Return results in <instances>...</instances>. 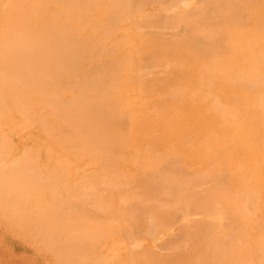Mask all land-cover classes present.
<instances>
[{
	"label": "bare ground",
	"instance_id": "1",
	"mask_svg": "<svg viewBox=\"0 0 264 264\" xmlns=\"http://www.w3.org/2000/svg\"><path fill=\"white\" fill-rule=\"evenodd\" d=\"M21 1H20L21 2L20 4H23L24 0H21ZM29 1L30 0H26L25 2L28 3ZM52 1H53V3H52ZM52 1L51 0H39L37 3L34 2L35 5L33 3V5H34L33 8H32L33 5L32 6L30 5V4H32V1H31V3H29L31 8L28 7V10H30V11L33 10L32 12L34 14H32V12L24 11V8L26 6H22L23 9H21V6L18 4L20 6V9H19L18 5H17L18 7H16L15 6L16 4L14 5V3H17L18 1L15 0V2H13V5L16 8H18L17 10H22V12L23 11L26 12V13L21 14L19 11H17L16 13L19 12V14H17V15L12 14V12L16 10V9L14 10V7L9 6V4L12 2H10L9 4H5V3H3L4 0L2 1V4H5L4 5L5 7L8 5L9 8L12 9V12L10 10L12 17L13 16L18 17V15L20 16V14L24 15L26 17L25 14L29 13V15L27 14V17L28 18L32 17L31 23L34 22L35 24L32 23V25H34V26H32L30 22L26 21V23L30 24V26L32 28L33 27L43 28L45 30V32L47 31L46 34L48 36L51 35L50 38L47 37L46 34L42 35V32H43L42 29H40V30L38 29L39 32L42 30L41 33H38V35L34 34L35 32H37L36 29H35L36 31H33V33H29L32 31L31 30L32 28L30 29L29 26H27L28 27L27 28V30H28L27 34H29V35L33 34V35L29 36V35H25V33H24L25 37L26 36H28V37L22 39L23 35H20V34L22 32V29H25L26 25L22 29L20 27L17 28V30L19 28L21 29V32H20L19 31L20 29L18 31L15 29L16 25H17L16 23L20 22L19 20H18L19 21L18 22L17 19L14 18V19H16L15 20V28H14V24H12V26H10L11 25V24H9L10 22H7L8 24L6 25V28L9 25V32L10 33L12 31V32H14L15 35L22 36L20 38L18 36H15L13 34L8 33L7 34L8 36L5 37V39H4V37H2L4 40V42H2L4 44V45H2V47L5 46L7 48V44H5V42H8V41L6 38H8V37L10 38V36L13 35L11 37L12 41L10 42L11 47H9V49L12 48V51H13L12 52L13 56L11 58H14L17 53H18V55H19V53H22L24 51V47H25L24 44H25V42H27L26 44H28L29 47H28V49H27V47H25V51H27V52L33 51L29 55L28 59L30 60V57H33V58H31V59H33V62H32L33 65L35 63L34 62L35 60L37 62H39V64H42V68H41L42 70L41 71L36 69V71H39L40 73L36 72L37 73L36 74L35 71L30 70V68H29L28 70H30V71L27 74L31 78H29L27 75H24L23 78L20 77L21 79H24L26 77V79L28 80V81L26 80L27 82L25 80L22 81L24 87H25L24 83L26 82V84H27L29 82L26 85L27 89L29 88V85L31 86V82L34 83L36 81V83H37V80H38L37 77H40V79L44 78L46 81L48 79L54 77L55 79L57 78L56 80L58 82V80H60V78H62L64 80L63 77L65 75V72H67L68 70L74 69V71H76L78 69V65H79L78 60H77L78 59V51H79L78 48L82 49V46L85 47L84 46L85 44H86V46H88V42H90L91 44H95L96 47L98 45L103 47L101 49H104V50H102L101 52H102V54H104V56H105V53L107 55V53L111 54V52H113L111 54V55H113L111 57L113 60V57L115 56L114 52L116 51L115 47L119 48L120 45L117 46V44H116V46H113L111 43V47H110L109 43L111 41L110 40L111 34H113L114 32H116L118 30V28L116 27L117 30L115 31V26H117L118 23L121 24L120 22L122 20H123V22L126 21L125 18L121 15H125V17H128V19H131V17L133 18L134 14L135 15L139 14L141 16L140 19L137 18L139 21L137 19H135L133 22H132V20H130V22H132L131 23L132 25L130 24L132 26V29H130V34L128 33L126 35V45L124 46L125 52H124V54L122 52L123 55L121 53H119L122 56L120 55L119 58L117 57L118 59H115L116 57H114V59L116 61L115 62L116 64H114V66L116 65V67L114 69H112L113 71L115 70L114 72H116V74H118V77H121V74L123 72L122 79H124L126 82L131 83L133 85V90L136 93L135 97L130 96L131 99H128L129 102H127L125 100L124 93L121 94V92H122L121 89H123V87L121 88V85L119 84V83H121V81L119 82V80H117V78H116L117 76L115 77L116 79L114 78L117 81H115V80L112 81V78L110 80V79H106L107 77L104 78L101 76V77H98V79H97V77L94 79V78H92L94 75L92 77L90 75L91 78L90 77L85 78V86L83 87L82 91L80 89L77 90V92L79 90L81 91L80 101L77 103V99H74V100L72 99L74 102L76 100V103H77L76 105H70V106L67 105V106H69V108H68L67 106H64L65 103L62 102L64 105L60 104L61 101L56 100V98H55V100H56V102L58 101L57 103L54 102L55 101L54 98H53V101L52 100H50V101L54 102L55 105H57L59 103L58 106L63 105L65 107L64 110H67V109H69V111L70 110H75V111L78 110V112L83 111V110H86L85 112H87L88 110H90V114H88V116H90V118L92 119V122H93V120L95 121V124H90L92 122H90V123L87 122L88 124H90L88 126L89 130H88L87 126H85V125H82V127L85 126L87 128V130L91 133L90 134V138H92L91 142H99L98 141L99 137H101L100 139L102 142H104L103 140H106L107 142H110L108 140L112 141L113 137L108 138V133L110 134L109 136L113 135V134H111L112 132H111V130H109V128H112V129H114V131H116L115 128H117V127L119 128L120 121H121V120L118 121L119 118L123 119V117H124L123 115L124 114L127 115L126 117H128L130 120V122H129L130 126H127V128H129V130L127 131V134L119 137V135L117 134L118 131H116L115 133L118 135L119 139H117V140L114 139V141H112L111 145H113V143H115V146H118V147L119 146L121 147L123 145H125V147L127 146V148L132 147V148H134L133 150L138 152L137 154H140V155H143L142 151H145L144 155L140 158H138V156L135 154L137 156L136 157L133 153V155L136 157V159H138L136 161L133 160L134 156L132 155V152H130L132 155V158H130V159L133 160L132 161L133 166L135 164H137V162H139L141 164L142 163L141 160H144V162L146 161V168L144 170L149 169L148 171L151 172L150 174L148 173V176L146 174L144 175V173L142 174V172H145V171L140 172L141 176L139 175V173H136V174L134 173V176L135 175L137 176V174H138V176H140V177L137 176L138 179H136L134 182H133V179H135V178H133V175L132 176H131V174L128 175L124 171H123V174L122 173L120 174V173H118L119 171L117 169H115V171H114L113 170L114 168L111 171V172L114 171L113 172L114 174L112 173V176H110L111 175L110 172H109L110 173L109 176L106 173L107 171L105 172L106 173L105 175L107 178H109V177L113 178L114 177L113 175L116 174V170L118 171L117 172L118 174H116V177H114L113 179L109 178V181L103 180L105 175H103L102 173L101 174L103 176L101 174H98V173L95 174L96 176L98 174L99 178L98 177L93 178L94 176L91 175L92 181L93 182L96 181L97 184H96V182H94L95 185H92L94 188L92 190L90 189L92 187L89 183H88L89 184L88 186L86 185L87 188L84 187V189L85 188L88 189V187L90 186L89 190L91 193H85L84 190H82V191L80 190L83 185L85 186V184H87V183H85L86 181L84 180L85 182H84V184L82 182L83 185L81 184L82 186L79 189L80 191L76 190L74 192V194L76 192H78L77 196L76 195L72 196V198L74 200H75L74 196L77 197L76 201L74 202V205L76 203H80L79 204L80 208L82 207L81 209L77 208V211L75 210L76 209L75 208L74 210L76 212H73V213L77 214V212L79 211L78 212L79 214L77 216L81 215V217L82 216L85 217V218L82 217L81 221H79V218H81L80 216L77 218L76 214L70 215L71 211H74V210H72L73 209L72 206L67 207V209H66V207L63 206L66 210H68L70 208V210H69L70 213H67L66 210L62 211V209H64L61 207L62 204L60 205V207H58L55 205L54 202L50 201L55 206L53 207L51 205L50 206L51 208L48 207L49 209L47 208V211L44 214L47 215L48 210H50L48 216H50V215L53 216L51 218V220H53V218L58 215L54 219H55V221H57L56 219L60 218L59 221H61L62 220L61 218H64L65 216H67V214H69L70 217L72 215L74 217V215H75V217L77 218L75 220L78 222L75 221V223L73 222L74 220L73 221L71 220V218H70V220H67L68 217L66 218L65 221L62 220L64 222V224H62V222H60V225H62V226H64L66 224L65 223L66 221H68L67 224H69L70 221H71V223L73 222L75 224V226L73 225V223H72V225L69 224L70 226L65 225L64 229L62 228V226H60L61 228L59 227V229L60 230L63 229V231L66 234L68 232H70L69 229L73 230V228H75L74 230H76V232H77V229L86 223L85 225L82 226V228H84L83 233H80L82 231V229L79 228L80 232L78 230V234H76V233L74 234L75 231H73V232L71 231L72 232V233L70 232L71 235L68 233L70 236H67V237H70V239L66 238V236H64V238L62 240H65V241H63V244H65V248H67L66 246L69 245L67 243H70V245H71V243H72V245L77 243L75 245L76 247H74V250L75 251L79 250L77 253H82V252L84 253L87 250V248L90 247V244L93 243V241H91L93 238L97 239V241L94 240V242L95 241L98 242V240L101 241V239L104 238L101 236V234L103 236H105L104 233L107 232V234H106V236H107V235H109V233L111 234L114 231L113 234H117V233L122 234L123 232H124V234L127 233V234H125V236H127V238L124 237V240L126 242H124V241L123 242L126 245H129L131 243V245L126 247L127 248V254H125L126 257L119 259V258H117L118 255L116 256V258L113 257L114 255L112 256L114 259L120 260V261L119 260L116 261L117 263L114 262V264H169V262H170V264H254V263L264 264V96L261 97V95L264 94V93L262 94V92H264L263 91L264 76L261 75L264 73V71H262V73H260L261 71H260L259 67L261 65L259 66L258 58H256V55L253 54V52H252V50L253 51H255V50H254L253 46L250 45L251 43L246 41V43H250L249 46L246 43H243V41H245V38H246V40L249 39L251 41H252V39H254L255 36H252V35H254L256 33H254L255 31L252 33L250 31L258 29L259 26L257 24L260 23V21H259L260 19L257 21H256V19L259 18V14L261 13V11L264 12V9L259 10L258 7H256L257 10L260 11V13L256 14L258 16H254L255 13H257L259 11H255L256 9L254 7H250V9L251 8L255 9L254 10L255 12H253L254 15L252 17L253 18L255 17L256 19H254V20L256 21V23L257 22L258 23L254 24L255 21L252 20L253 18L252 19L249 18L253 13L250 14L249 16H242V18H241V15H239L241 13V11L244 12L243 10H241L243 8L240 5H238L239 2L242 5V3H244L243 1H247V0H243V1L239 0V2H236L238 0H200V1L196 0L195 1L196 3H194V4L192 3L193 4L192 6L189 5V3H187L188 0L187 1L186 0H172V1L169 0L170 1L169 3H171V4L173 3V4L168 5L167 6L168 8L163 7L165 5V3H164V5L161 4V6H158V7H160V11L161 10L164 11L166 9H169V7H170V10H176L177 7L179 8V6H181L182 8L181 9L179 8L180 10L178 11L177 15L174 14L175 17L171 13L168 14L169 16L166 17L165 15H167V13H165V14L163 13L162 15L165 16V17L163 16L164 18L160 16L163 11L157 12V10H156V13H150L149 12V14H147L148 13L147 12L146 14H144L142 12L144 9L143 6H147V5L149 6V3L146 5L143 4V1H146V0H141V1L137 0L139 2H137L136 0H135L136 2L134 0H114L116 3H114L112 1L114 4H111V6L109 7V9H110L109 11L105 9L108 12L106 13V17L104 15L105 18L109 17V20H108V18H107V20H108V23L110 24L111 27L109 28V26L108 27L104 26V28H106V29L103 30V33L101 36H100L101 33H99L97 36H95L93 34L95 32H98V30H99L98 27L95 28V25L98 26L97 25L98 23L100 25V22H96L97 20H100V19H97L95 21V17H93V15H92L94 21L97 24L95 22H93V20L90 23H93L95 25H93V24L91 25V24H89V22L87 23L89 27L93 26L91 28V31L88 28V26H86L85 22L83 23L82 21H80V20H82L81 17H79V18L76 17V19H78L79 22L76 23V25L73 26L71 28V30L69 29V27H67L68 25H66L65 30L62 29L61 32L58 31V33H56L57 36L60 37V41H57L56 38L52 39V34L53 35L55 34L54 30L52 32L50 31V30H52L51 28L53 27L52 26L53 21H51L53 19V17L51 19V16L54 15L55 20L58 21V19H60L59 17L63 16V13H61L63 8H68V9L72 8L75 10V11H73L74 13L75 12L78 13L80 11L77 7L78 3H79V6H80V3L82 6L85 2H87L89 4H86V6L87 5L91 6L90 3H92L94 0H92V1L91 0L90 1L85 0L83 4H82L83 0H77L78 3H77V5H74L75 8H73L74 6H72L73 0H71V1L67 0V2L61 0L62 2H65V3H62L60 0H55L56 3L54 2V0H52ZM75 1L76 0H74V2ZM149 1H151V0H149ZM152 1H154V0H152ZM152 1H151V3H152ZM155 1H157V0H155ZM253 1L256 2L255 0H252L251 2H253ZM104 2L101 1L102 4ZM141 2H142V5H141ZM261 2L264 3V1H261ZM95 3L97 4V1ZM154 3L158 4L159 2L158 1L153 2V4ZM247 3L249 4L250 1L248 0L245 3L248 6ZM52 4H54V5L52 6ZM139 4L142 6V8H139V7H141V6H138ZM180 4H182L183 6ZM106 5H108V4H106ZM254 5L259 6V7L262 5L264 6V4H261V5L250 4L249 6H254ZM81 6H80V8H81ZM94 6H95V4H94ZM239 6H240V8H239ZM249 6L247 8V11H246V9H244L246 12H248ZM5 7H4V9L7 10V7L6 8ZM76 7L79 11H77ZM99 7H100V4H99ZM99 7H97V8H99ZM262 7H260V9ZM237 8H239V9H237ZM244 8H246V6ZM26 9L27 8H25V10ZM86 9H88V8H86ZM86 9L83 11L88 12V14H89L90 12L86 11ZM93 10L94 9H92L91 11H93ZM239 10H241V11H239ZM5 11L3 10V13H5ZM46 11L49 14H46L47 13ZM50 11L53 13V15H51L52 13ZM6 12L8 14L10 13L8 10ZM67 12H68V10H67ZM251 12H252V9H251ZM82 14H83V12H82ZM103 14H104V12H103ZM235 14H236V16H235ZM11 15H9L10 18H11ZM30 15H31V17H30ZM43 15H44V17H45V15L48 17L41 18V17H43ZM49 15H51V16H49ZM171 15L173 18L171 17ZM237 15L240 16L239 18H241V19H243V17L244 18L248 17L253 22V25H256V29L253 28L252 25H250L252 30L249 29L250 26L247 28L244 25L245 20H244V22L242 20H238L240 22V24H238L239 23L237 21L238 18L236 20L234 19L235 17H237ZM82 16H84V15H82ZM120 16L123 17L124 19L121 18ZM262 16H263V14H262ZM88 17H89V15H88ZM18 18H20V20L24 21V22H25V20L28 19V18H25V20H24V17L23 18L18 17ZM64 18L66 19V16H64ZM64 18H63V20H64ZM117 18L122 19V20H120V22H119V21H117V20H119ZM141 18H143L142 21H141ZM67 19L69 20V18H67ZM158 19H160V21H156ZM246 20H248V19H246ZM250 20H249V24H252V22ZM262 20L264 21V18ZM83 21H85V20H83ZM102 21H103V19H102ZM70 22H72V21H70ZM158 22H159V24H158ZM241 22H243L244 27L243 28L241 27V30H240L239 25L240 26L242 25ZM62 23H63V21H62ZM124 23H126V22H124ZM152 23H156L158 26H160L158 28L162 27L165 29H167V28L169 29V28L177 27V29L178 28H183V29H180L182 32L180 30L178 31L174 28H173L174 30L170 29L171 32L175 31V30L178 31L176 33L175 37L173 36V38L167 37L169 35H167V36L164 35V34H166V33H164L165 30H164V32L161 31V32L154 34V35H152V34L147 35V33L144 32L146 29V26L147 27L148 26L154 27V25H156V24L152 25ZM24 24L25 23H23V25ZM68 24H69V22H68ZM236 24H238V25H236ZM245 24H247V23H245ZM72 25H74V24L72 23L71 26ZM102 25H104V24H102ZM130 25L127 26V30H128V27L131 28ZM46 26H51L50 30H49V27H46ZM125 26H126V24H125ZM247 26H248V24H247ZM57 27L59 28V26H57ZM2 28H3L2 29V31H3L4 27H2ZM99 28H100V26H99ZM244 28L247 31H249V33H247L246 30L244 32V30H242ZM10 29H11V31H10ZM54 29H56V28H54ZM72 29H74V30H72ZM102 29H103V27H102ZM150 29L152 30V28H150ZM263 30H264V28H263ZM157 31H158V29H157ZM241 31L244 32L245 34L241 33ZM3 32L0 34L2 35ZM23 32H24V30H23ZM49 32L51 34H49ZM171 32L169 31L168 33H171ZM256 32H258V31H256ZM173 33H171V34L174 35L175 33L174 34ZM246 33H247V35L250 33L252 35L250 34L251 36L248 35L249 37H245V36H247ZM258 33L256 34V37H257ZM241 34H243V35H241ZM258 36L259 37L257 39L260 38V34ZM250 37H253V38L250 39ZM256 37H255L254 41L255 42L257 41V43L259 45L255 44V46L257 45V47L258 46L260 47V43L263 42L262 43L263 47L262 48L260 47L259 49L256 47V49H257V51L258 50L260 51L262 49L260 52L264 56V53L262 52V51H264V49H263L264 48V39H263L264 37L261 36L263 39V41H261L262 39L260 38L261 42H258L259 40H256ZM242 38H244V40H242ZM129 39L131 40V42L134 40L133 47L130 44H129L130 47L128 46L127 41ZM254 41H252V45L254 44ZM85 42H87V43H85ZM116 43H117V40H116ZM114 45H115V43H114ZM245 45H246V48H244ZM89 46H88V48H89ZM122 46H123V44H122ZM250 46L252 47L250 50V53L251 52L252 53L249 55V54H246L245 53L246 51H244V50L245 49L247 50V48H249ZM90 47L92 48L93 46H90ZM86 49H87V47L84 50H86ZM93 49H91V50H93ZM2 51H3V48H2ZM81 51L84 52L83 50H81ZM81 51H79V52L82 54ZM87 51L88 50H86L85 53ZM96 51H97V49L95 50V52ZM99 51L100 50H98V52ZM257 51H255V52H257ZM259 51L257 54H260ZM91 52L93 53V51H91ZM247 52L249 53V50ZM24 53H26V52H23L21 55L25 56V58H26V55ZM2 54H4V52ZM6 54H8V53H6ZM21 55H20V58L22 57ZM116 55L118 56V51H117ZM27 56H28V54H27ZM257 56H259V55H257ZM79 57H80V55H79ZM109 57H110V55H109ZM2 58H4V57H2ZM11 58H10V60L8 58V60L11 61ZM92 58L93 57H91L90 59H92ZM245 58H246V60H245ZM22 60H25V59L22 58ZM262 60L264 61V59H262ZM79 61H81V60L79 59ZM82 61H83V59H82ZM263 61H262V63H263ZM27 62L30 64V61H27ZM85 62L83 61L82 63H85ZM107 62H105V63H107ZM260 62H261V60H260ZM14 63H16V61ZM72 64L75 65V67ZM101 64H103V63H101ZM146 64L148 67H150L149 65H151V69H152V65H153V68L156 66V68H157L156 71H158V69L161 66L162 67L167 66V67H165L167 70L165 71V69L163 68L165 73L163 71L162 72L158 71L161 75H162V73L164 74L162 76L158 75V73H154L156 75H154V74L152 76L149 75L150 76L149 77L148 74L152 73L153 71L150 72V70H148L149 68L146 66ZM7 65H10V64H7ZM14 65H16V64H14ZM89 65H91V64H89ZM36 66H40V65L35 64V67ZM82 66H81V69L83 68ZM92 66H93V64H92ZM111 66H112V62H111ZM157 66H159V68ZM25 67L28 68L26 65H25ZM35 67H34V69H35ZM76 67H77V69H76ZM0 68H2V67H0ZM26 68H24V69L27 70ZM8 69H13V68L9 67ZM104 69H106V68H104ZM163 69L160 68L159 70H163ZM13 70H15V69H13ZM82 70H81V72H82ZM146 70H148V72H150V73L146 72ZM18 71L20 72L21 70H18ZM8 72L9 71L5 72L4 74H6ZM101 72H103V70H101ZM16 73L18 74V72H16ZM70 73H72V72H70ZM76 73H78V72H76ZM97 73H98V71H97ZM126 73H129V74L125 75ZM146 73H147V75H146ZM111 74L113 76V73H111ZM12 75H13L12 77H9L8 79H6L4 81L1 79V89L3 90V91L2 90L1 91L4 93L6 92L9 94H12L17 90V92L21 91V93H23L22 88L24 89V87L23 86L21 87V85H19V84H22V83L18 82V81H20L19 80L20 78H18L19 75H16L15 73H13ZM14 75H16L17 78ZM109 75H110V73H109ZM104 76H107V75L105 74ZM13 77L15 79H17V81L16 80L11 81L10 78L14 79ZM82 77L83 76L81 75V78ZM84 77H86V76L84 75ZM84 77H83V80H84ZM0 78H2V77H0ZM7 80H10V81H7ZM39 81L41 83V80H39ZM48 81H50V80H48ZM52 81H53V79H52ZM52 81H50V82L52 83ZM60 81H62V80H60ZM103 82H105V84ZM38 83H37V86L39 85ZM72 83H73V81H72ZM44 84H46V82ZM41 85H43V84H40V86H38L40 89H41ZM73 85L74 84H72V86ZM75 85L77 87V83ZM70 86L68 85V88ZM122 86H124L123 92H127L129 94V90L128 89L126 90V86L123 84H122ZM42 88L44 89V87H42ZM35 89H36V87H35ZM73 89H74V87H73ZM38 91H39V89H38ZM36 93H37V91L33 92V95ZM12 95H14V94H12ZM49 95H51V94L49 93ZM0 96H2V95H0ZM3 96L5 97L4 94H3ZM35 96H37V95H35ZM78 96H79V94H78ZM46 98H45V100L47 101ZM63 99L65 100V98H63ZM50 101H47V102H50ZM25 102H23V104ZM28 102H29V99H28ZM42 102H43V100H42ZM40 103H41V101H40ZM47 104H45V105H47ZM24 105L26 107L28 106V105H26V103ZM25 106L23 109L24 111L26 109ZM63 106H62V111L60 110V112H62V114L60 113L62 116H60L57 112L58 116H60V117H63V115H65V114H63L64 113ZM2 107H0V108L2 109ZM6 107H8V106H6ZM11 107H13V106H11ZM75 107H77V108L75 109ZM47 108H49V107L47 106ZM54 108H55V106H54ZM56 108H57V106H56ZM58 109H61V108L59 107ZM30 110H32V109L30 108ZM42 110H44V109H42ZM53 110H56V109H53ZM9 111H10V109H8L6 112L9 113ZM29 111H27V112H29ZM34 111L35 110H33V112ZM50 111H49V114L52 112V111L51 112ZM56 111H58V110H56ZM30 112L28 114H31ZM44 112H45V110H44ZM44 112H43V114H44ZM46 112H47V109H46ZM70 112H72V111H70ZM70 112H68V113L70 114ZM35 113L37 114V112H35ZM65 113H66V111H65ZM36 114H34V117ZM71 114H70V116H72ZM45 116H46V114H45ZM77 116L79 117L78 114H77ZM77 116H76V118H73L74 117L73 116L72 119L73 120L77 119ZM121 116H123V117H121ZM66 117H67V115L64 116L63 119ZM80 118H83V120H84V117H80ZM39 119H41V118H39ZM45 119H46V117H45ZM45 119H42V120H45ZM59 119L60 118L57 117V121ZM61 120H62V118H61ZM86 120L87 119H85V121ZM23 121H24L23 123H25L26 120H23ZM57 121L55 123H57ZM64 121L65 120H63V122ZM66 121H68V119ZM77 121H80V120H77ZM51 122L49 121L46 123H49V125H50ZM82 122H84V121H82ZM26 123H27V121H26ZM55 123H53V124H55ZM62 123H60V127L62 126ZM70 123H71V121L69 122V124L67 126L71 125ZM122 123H123V121H122ZM129 123L127 125H129ZM28 124L30 125V122ZM64 124L66 125V123H64ZM74 124H76V123H74ZM88 124H86V125H88ZM23 125H26V124H23ZM49 125H47V126H49ZM52 125H50L49 128ZM56 125L58 126L59 124H56ZM65 125L63 127H65ZM43 126L45 127V125H43ZM53 126L51 127V130L48 129V127H46V128H47V130H49L51 132L53 130V132H54V133H52L53 138H55L54 136H56L57 133H58V136H60V134H62V131L64 128L61 127L62 131H59L60 129L56 127L58 130L56 128L55 129L57 131H59V132H56V130H54ZM78 126H79V124H78ZM78 126L76 125L75 128H73V126L72 127L69 126L71 129H68L67 127H65V128H67V130L64 129V131H66V133L63 132L64 133L63 137L65 135V139L66 138L69 139V136L66 137V135H67V131L68 132L70 131V133H69L71 136L70 139L72 138V136L76 135L75 138H77V137L79 138V136H80V137H82V139L86 138L88 141L89 140V134H88V137H86L87 135L86 136L84 135L85 137H83L82 133L79 134L76 131V128H78ZM25 129H26V127H25ZM72 129L76 131L75 132L76 134L74 133V131ZM82 129L83 128H81V130L79 132L83 131ZM77 130H79V129H77ZM107 130H109L108 133L106 132ZM72 131L74 133L73 135H71ZM55 132H56V134H55ZM46 133L49 134L50 136L52 135L48 132H46ZM84 134H86V132ZM119 134H121V132ZM63 137H61V140L64 141ZM56 139H58V137ZM56 139H54V140H56ZM86 139L82 140V141L80 139L81 145H78L77 142H74L73 145L75 143H76L75 145H78V146H76L77 147L76 149H79L80 147L83 148L82 146L85 145L84 146V149H85L86 144H87L85 142ZM73 140H75V139L73 138ZM101 141L98 143L99 145H100ZM62 142L60 143V145L63 144ZM82 142H85V144L83 145ZM88 142L90 144V141H88ZM5 143H6V141H5ZM104 143H101V145H103ZM98 144H96V145H98ZM111 145L109 148L112 147ZM87 146L88 147L86 149L94 146V148L92 147L93 149L89 148L90 152H91V150L95 151V147H96V149H98V147L95 146V143L92 145L90 144V146L89 145H87ZM107 146L104 145L103 150L105 149V147L107 148ZM100 147H102V146H100ZM120 147H119V149H120ZM109 148H108V150H109ZM113 148H114V146L111 149H113ZM121 148H123V147H121ZM135 148L138 149V151ZM111 149H110V151H107L105 149L107 151V154H108V152L114 151ZM98 150L101 151L102 149L100 148ZM116 150H117V147H116ZM116 150L114 151L115 154L119 152V151L117 152ZM123 150H125V149H123ZM80 151H82V150H80ZM84 152L86 153V152H88V150L84 151ZM101 152H103V156L101 155V157L104 158L105 152L104 151H101ZM89 153H88V155H91ZM29 154H32V152ZM41 154H43V153H41ZM92 154H94L93 151H92ZM1 155L2 154H0V156ZM110 155L112 156V154H110ZM123 155H120V157ZM25 156L27 157V155H25ZM51 156H50V158H52ZM105 156H106L105 158L108 159L109 156L108 155H105ZM113 156H115V155H113ZM28 157L26 159H28ZM90 157H93V159H94L95 156L92 155ZM110 157H109V159H110ZM4 158H5V160H7L6 157H4ZM103 158L101 159V163H103V161H102ZM13 159H17V158L14 156ZM38 159H39V157H38ZM109 159L108 160L104 159V161L106 160V162L107 161L110 162ZM91 160L92 159L90 158V161ZM31 161H32V159H31ZM57 161H56V164L58 166L59 162H57ZM63 161L65 162V159H63ZM83 161H84V159H83ZM93 161L94 160H92V162ZM14 162H15V160H14ZM22 162L24 164L23 160L20 163H22ZM49 162H47V163H49ZM34 163H36V161L35 162L33 161L32 164H34ZM98 163H99V161H98ZM2 164L0 166V178L2 176H6L5 179H3V178L2 179L7 180V181L9 179L8 183L6 184L7 186H8V184L9 185L11 184L12 185L11 187L14 186L13 189L16 188L15 189V191H16L18 189L17 188L18 186H19V188L22 187V183L26 184L27 176L25 177L26 179L22 176H20V178L17 179V177H19V173H22L24 176L23 170L22 171L19 170L20 167H19V169L16 170L17 165L10 163L11 166H13V167L11 168V166H10L11 169H9V171H5L6 169L4 170L2 167L6 166V162L4 163L5 165L3 164V166H2ZM10 164H7V165H10ZM18 164H19V162H18ZM60 164H62V163H60ZM92 164H97V163L94 162ZM143 164L144 163H142L141 166ZM36 165H37V163H36ZM27 166H28V164H27ZM33 166H35V165H33ZM33 166L31 168H33ZM141 166L135 165L134 167L139 169V168H141ZM7 167H9V166H7ZM22 167H23V165L21 166V168ZM69 167H70V165L68 166V169H69ZM109 167H111V166H109ZM4 168H6V167H4ZM31 168L29 167V169H31ZM142 168H144V167H142ZM63 169L65 170L66 168H63ZM68 169H66V170H68ZM54 170L56 171V169H54ZM54 170L52 169V172L50 170L49 171L50 174L53 173ZM71 170H72V168H71ZM140 170H142V169H139V171ZM147 170H146V173H147ZM151 170H153V171H151ZM26 171H27V168H26ZM187 171H189L188 173L190 175L187 173ZM27 172L31 173L30 170ZM40 172H39V174H40ZM186 173H187V175H186ZM41 174L43 175V173H41ZM41 174L39 176H41ZM85 174L86 173H84L83 175L86 178L90 177V173H89V176H86L87 174L86 175ZM125 174H127L128 176ZM35 175H36V173H35ZM61 175H62L61 176L62 179H66V176H67L66 172H62ZM47 176H45V177H47ZM50 176H48V177H50ZM54 176L56 177V175H54ZM129 176H131L133 179H131V177H129ZM31 177H29V178L34 179L35 176L33 178H31ZM38 177H37V180H41V178L39 177L40 179H38ZM48 177H47V179H48ZM51 177L55 178L53 176H51ZM51 177L49 180L52 179ZM74 177H76V176H74ZM126 177H129L130 180L127 178L128 181H126V179H125ZM57 178H59V177H57ZM86 178H84V179H86ZM96 178H97V180H96ZM120 178H122V179L124 178V180H121L124 182L119 183ZM56 179H53V180H56ZM80 179H82V178H80ZM104 179H106V178H104ZM71 180H73V179H71ZM71 180L69 179V181H71ZM32 181L33 182L30 185L34 184L33 188L35 185H36V188L40 186V185H38L39 181L37 184L35 183L36 182L35 180H32ZM129 181H131V182H129ZM51 182L52 181H50V183ZM93 182H92V184H93ZM126 182H129V184L133 183V185L127 186ZM28 183L29 182H27V184ZM50 183H47V184L52 185ZM57 183H58V181H57ZM60 183H62V182L60 181L59 185H60ZM73 183L74 182H72V184ZM20 184H21V186H20ZM76 184H78V183L76 182L75 185ZM73 185H72V188H73ZM69 186H71V185H69ZM94 186H96V187H94ZM121 186H123V187L125 186L124 189H123V187L121 188ZM22 188H23V192L18 191L20 193H17L20 196L19 198H17V200H19L20 198H23V196L21 197V195H20L21 193L25 194L24 192L27 193L30 189V188L28 189V187H26L25 185ZM33 188H32L33 191L36 190V188L35 189H33ZM41 188H40V190H41ZM61 188H60V190H61ZM96 188H98V189H96ZM26 189L28 191H26ZM136 189H138V190L136 191ZM18 190H22V189H18ZM32 190L30 189L31 192H32ZM66 190H67V188L65 189V191ZM89 190H86V191H89ZM129 190H131V191H129ZM6 191H7V189H6ZM8 191H9V189H8ZM15 191H13V192H15ZM37 191H39V188L36 190L35 194L37 193ZM125 191H126V193H125ZM4 192H5V190H4ZM40 192H42V191H40ZM42 193H43V195H46V193L49 194V192H46L45 194H44V192H42ZM50 193H54V192L50 191ZM103 193L104 194L106 193V194L104 195ZM7 194H9V192H7ZM57 194H55V195L57 196ZM95 194H96V196H95ZM124 194L127 196V199L126 198L125 199L128 201L123 199V197H125V196H123ZM2 195H3V192H2ZM2 195H1V197H2ZM26 195L28 197H30L28 195V193ZM26 195H25V197H26ZM43 195L40 196V194H39L38 195L39 197L37 196L39 198V200H40V198L43 200V198H42ZM62 195H60V197ZM67 195H69V193H67ZM94 196L99 201L95 202L96 198ZM4 197L6 198V196H3V198ZM16 197H17V195H16ZM67 197H68V199L70 198L69 196H67ZM92 197L94 198V200L92 199ZM45 198H44V200H46ZM48 198H49V196H48ZM52 198L56 199V201L59 199V198H54V197H52ZM52 198H51V200H52ZM61 198H63V197H61ZM104 198H105V200H104ZM167 198H170V200L168 201ZM11 199H13V198L11 197ZM27 199L29 200V198H27ZM27 199H26V201H28ZM31 199H32V197H31ZM31 199H30V201H31ZM66 199H64V201ZM39 200H37V201H39ZM69 200H72V199H69ZM78 200H79V202H78ZM14 201H15V199H14ZM40 201H39V203H40ZM102 201L104 204L102 203ZM125 201L128 203L127 206L125 205L126 204ZM43 202L40 204L42 205ZM47 202H48V200H47ZM24 203L27 204V202H25L23 200L22 204L25 206ZM32 203H34V202H32ZM39 203L37 204V202H36L35 207L37 205H39ZM123 203H125V204H123ZM13 204H15V203H13ZM17 204L19 206V202ZM20 204H21V202H20ZM27 205H26V207H27ZM41 205H39V206L42 207V210H43V206H41ZM79 205H78V207H79ZM11 206H12V204H11ZM17 207H15V209ZM22 207L23 206H21L20 210H23L24 214L26 212H28L27 214L29 215L30 211L29 210L26 211L27 209L25 210ZM52 207L53 208L56 207V209H54L55 213L54 212L51 213V211L53 210ZM38 208H37V211L40 210L42 212L41 208H39V209ZM4 210H5V208H4ZM82 210H84L85 213ZM16 211H17V209H16ZM60 211H62L65 214L67 213V214L64 215ZM181 211L182 212L185 211V213H184L185 215H181V217L186 216V213H187L188 216L191 218L190 219L187 216L189 219L187 218L188 220H186V221H188V222H185V223H188V224L183 223L185 220L183 222L180 220L183 225L181 223H175V225L179 224V226L178 225L176 226L178 228L177 230L184 232L183 233L184 237H182L183 234H180L181 232L179 233L180 235L179 234L177 235L178 241L180 240L179 238L182 237V240H180V241L182 243H184V246H185V244L186 245L188 244L189 246L187 245V248L186 247L183 248L184 246L178 248L176 245L178 243L177 239L175 242L176 244L173 243L175 246L172 243H170L171 241L174 242L173 240H175V238H177V237H174L173 239L169 240L170 242L168 241L174 247L175 251L172 249L173 248L172 246L171 247L169 246L168 242H166L167 244L165 243V245H166L165 248L170 247L169 251L174 252L171 255L167 254L166 252H165L166 254H164V255H163V253H159V251H161V250H159V251L157 250V252L159 254L156 251H155L156 252L155 253L154 249L156 247L154 249L151 248L152 251H149L150 250L149 247H148L149 249L145 248V247L143 249L142 248L143 246L141 243H140L141 245L139 248H133V247L129 248L130 246H132V243H133V246H136V245L139 246V244L137 242L133 241V238L139 239L140 237L135 238V236H138L137 234H139L140 232L142 234V232L145 231V233L143 232L144 234H146L145 236H147V232H149L148 236L151 237L150 240L154 239V237H157V235H158L157 231L160 230L161 225L165 223L164 227H166L167 225H168V227H170L169 221H171L173 216H175L174 215L175 213L177 214ZM191 211H193L194 214H195V212H198V213H196V216L201 215L200 217H198V220L193 218V214L188 213ZM4 212H6V211H4ZM34 212H35V209H34ZM39 212L36 214H39ZM57 212H59V213H57ZM19 213H22V212L19 211ZM44 214L42 212V216L40 217V218H42V220L46 216ZM93 214L99 215V216L95 215L98 218H96V217L94 218V219H97V221L94 222V224H93L96 226L99 223L98 226L99 225L100 226L99 227L96 226L99 229L98 228L95 229V226L92 225V223L94 221L93 219L89 220V217L90 216L92 217ZM102 214H103V216L105 215V219H107L106 217H108V215H110L109 219L107 220L108 223H106L104 221L105 225L103 224L104 223L103 220H105L104 217L100 218V217H102ZM197 214H200V215H197ZM28 215H26V216L28 217ZM177 215H176V218L177 217L178 218L175 219V217H174V220H175L174 222H177V220L180 219V217H179L180 215L179 216H177ZM202 215H203V219H202ZM30 216L33 217L31 215V213L29 215V218H30ZM61 216H63V217H61ZM34 217L33 218L36 219V216H34ZM194 217H195V215H194ZM46 218H47V216H46ZM86 218H88V220ZM227 218L229 219L228 220L229 223H227ZM49 219H50V217H49ZM84 220H87L88 222H91V223H88L87 221H84ZM100 220H102L103 223L100 224ZM165 220H167L168 223H166L167 221L164 222ZM190 220H191V222L192 221L193 222L190 223L189 222ZM194 220H195V222H194ZM36 221H38V220H36ZM55 221H54V223H56ZM59 221H57L58 226H59ZM180 221H178V222H180ZM31 222H32V220H31ZM49 222H50V220H49ZM79 222L80 223L84 222V223L80 224ZM87 223H88V225H87ZM225 223H227V224H225ZM33 224H35V223H33ZM56 224H54V225H56ZM102 224H103L105 229L104 228L100 229ZM77 225H80V226H77ZM51 226H52V229H54V231L58 230L57 226H55L57 229L55 227L53 228L52 223H51ZM92 226L94 228H92ZM173 226H174V224H173ZM46 227H47V225H46ZM88 227L90 230L89 229L87 230ZM176 227H174L173 229L176 230ZM65 229H67L68 232L65 231ZM97 229L100 231H98ZM102 229H104L103 231H105V230L106 231L103 232ZM132 229L135 232H133ZM174 230L171 232L174 233ZM49 231H51L50 227H49V230L47 232H49ZM161 231H163V230H161ZM161 231H159V232H161ZM176 231L174 234L178 233ZM51 232H53V231H51ZM97 232L100 233L99 236H98L99 233L96 234ZM136 232H139V233L136 234ZM55 233H56V231H55ZM61 233H62V231H61ZM129 233H130V235H131V233L132 234L134 233L133 235H131L132 239L130 238L131 236L129 235ZM169 233H170V230H169ZM49 234L52 235L53 233L49 232ZM72 234L75 235L73 238L76 240H74V239H72L73 241L71 240V237L73 236ZM124 234H122V236ZM170 234H169V236L166 235V236H168L167 239H169V237H171ZM94 235H95V237H94ZM152 235H155V236L152 237ZM54 236H57V234L53 235L52 238L50 237V239H52L53 241L50 240L49 237L46 240H49L50 243H52V242H54V238L56 240V237H54ZM141 236H143V235H141ZM174 236H176V235H174ZM98 237H99V239H98ZM57 238H59V237H57ZM128 238H129V241H130V239L132 241V242L130 241L129 244H128ZM162 238H163V236H162ZM46 240H45V242H47ZM62 240L58 239V241L56 240V242H59V244H60V243H62V242H60ZM135 241H137V240H135ZM151 241H154V240H151ZM180 241H179V246H181ZM48 242H47V244H48ZM73 242H75V243H73ZM186 242H188V243H186ZM50 243L48 244L49 246H50ZM119 243L121 246H123L122 247V249H123L125 246L122 244V240L119 241ZM87 244L89 247L86 246ZM94 244H92V245H94ZM162 244L164 245V243H162ZM72 245H71V247H72ZM157 245L158 244H156L155 246H157ZM51 246H52V244H51ZM77 246L81 249L77 248ZM71 247L68 249L70 250ZM84 247H87V248H85L86 250L85 251L83 250L80 252V250H82ZM158 247L159 246H157V248ZM60 248H61V246H60ZM63 248H64V246L61 248L63 250L62 253L60 252L61 256H63L62 254L65 251ZM75 248H77V250ZM140 248H142V250H140ZM160 248L161 247H159V249ZM177 248L180 250H177ZM61 249H59L57 247L56 250L61 251ZM89 249H91V248H89ZM147 249H148V251H147ZM71 251H73V249H71ZM71 251H69L70 252L69 253L66 250V253L64 252L65 253L64 255L66 257L74 255L73 253L71 254ZM163 251H166V250L163 249ZM67 252L69 255H66ZM77 253H76V255L71 257L72 259L69 257L67 259L68 260L69 259H71V260L76 259L75 262L77 264L78 260H80V257H77ZM121 253H123V250ZM65 256H63V257H65ZM78 256H80V254ZM90 256H86V257H90ZM100 256H102V255H100ZM100 256H98V258ZM63 257L61 258L62 260H63ZM81 257H83V255ZM170 257H172V258H170ZM98 258H97V260H98ZM64 261H66V259L63 260V262ZM68 263L70 264V262H68Z\"/></svg>",
	"mask_w": 264,
	"mask_h": 264
},
{
	"label": "rangeland",
	"instance_id": "2",
	"mask_svg": "<svg viewBox=\"0 0 264 264\" xmlns=\"http://www.w3.org/2000/svg\"><path fill=\"white\" fill-rule=\"evenodd\" d=\"M1 2H0V33H2L4 30V32H3V36L0 34V67H2V68H0V77H2V78H0V95H2V96H0V107H2V109L0 108V154H2L1 156H0V166H1V164L4 162H6V166H4V167H6V168H4V167H2L5 171H9V169H11L13 166H11V164L10 163H13V164H15V165H17V168H16V170L17 169H19V167H20V169L19 170H23V173H24V176H23V174L22 173H19V177H17V179L18 178H20V176H22V177H26L27 176V182H29L28 184H27V182H26V184L25 183H22V187H24V185L26 186V187H28V189L30 188L31 190H32V188H33V185H30L33 181L32 180H37V177L41 174V173H43V175L41 174V176H39L40 178H41V180H37L35 183L37 184L38 183V181H39V183H38V185H40L39 187H37L36 188V185L34 186V188L33 189H35L36 188V190L39 188V191H37V195L35 194V192H36V190H32V192L30 191V189H29V191L26 189V191H28L27 193H28V195L30 196V197H28L26 194V192H24L25 194H20L21 195V197L23 196V198H20L19 200H17V198H19L20 196L17 194V193H20V192H23V188L22 187H20L19 188V186L17 187L18 189H22V190H16L15 191V189L16 188H14L13 189V187H11L12 185L10 184H8V186L6 185L7 183H8V181H9V179H8V181L7 180H3V179H5V177L6 176H2L1 178H0V264H67L68 262H70V264H76V262H75V260L76 259H74V260H71L72 258V256H74V255H76V253L79 251H75L74 250V247H76L75 245L77 244H74V245H72V243H71V245H72V247H71V245H70V243H67V244H69L68 246H66L67 248H65V244H63V241H65V240H62L63 238H64V236H66V238H69L70 239V237H67V236H70L71 234H70V232L72 231H75L74 232V234L76 233V234H78V230H79V232H80V229H82V231L80 232V233H83V229L84 228H82V226L83 225H85V224H83L81 227H79L78 229H77V232H76V230H74L75 228H73V230H70L69 229V231L70 232H68L67 231V229H65V231H67L68 233V235L63 231V229H64V227H65V225L67 226V225H69V224H71L72 225V223L74 222L75 223V219H77L79 216L81 217V215H79V216H77L79 213V211L77 212V214L76 213H73V212H76L77 211V208H79V209H81L80 208V203H76L75 205H74V202L76 201V196H77V194H78V192H76L75 194H74V192L77 190V191H82V190H84L85 191V193H91L90 192V190H89V188H90V186L88 187V189H86L87 187H86V185L88 186L89 184L91 185V187L92 188H90L91 190L92 189H94L93 188V186L92 185H95L94 184V182H96V181H92V176H94L93 178H95V177H98L99 178V176H98V174H103V175H105L106 173H107V175L109 176L110 175V173H111V175L110 176H112V173L115 171V169H117L116 170V174H118V173H122L123 174V171L124 172H126L128 175L129 174H131V176L133 175V178H135V179H133L131 176H129V177H131V179H133V182L136 180V179H138V177H140L141 176V174H140V172H142V171H145V172H142V174L144 173V175L146 174L147 176H148V173L150 174L151 172H149L147 169V173H146V170H144L145 168H146V161L144 162V160H141V162L142 163H144L142 166H141V164L139 163V162H137V164H135V165H140L141 166V168H139V169H142V170H140L139 171V169L138 168H136V167H134L133 166V164H132V161L134 160V161H136V160H138V159H136V157L138 156V158H140V157H142L143 155H144V152L145 151H142L143 152V155H140V154H137L138 152H136L135 150H133L134 148H132V147H128L127 148V146L125 147V145H123V146H121V147H123V148H121L120 146V149H119V147L118 146H115V143H113V145H111L112 144V141H114V139L115 140H117V139H119L118 138V135H119V137H121V136H124V135H126L127 134V131L129 130V128H127V126H130V120H129V118L128 117H126L127 115H123V116H121V117H123V119L121 118H119V120L118 121H120V125H119V128L117 127V128H115V130L116 131H118L119 133L121 132V134H119L118 132H117V134L115 133L116 131H114V129H112V128H109V130H111V134H113L112 136H109L110 134L108 133V131L109 130H107L106 132L108 133V138H110V137H113V139H112V141L111 140H108V141H110V142H107L106 140H103L104 142H102L101 141V137H99V139H98V141L100 142L101 141V143H104L103 145H101V143H100V145L98 144L99 142H91V140H92V138H90V132L88 131L89 130V128H88V126L90 125V124H95V121L93 120V122H92V119L90 118V116H88V114H90V110H88L87 112H85L86 110H83V111H80V112H78V110H70V111H72V112H70L69 111V109H67V110H64L65 109V107L64 106H67V105H76L79 101H80V98H81V91H82V89H83V87L85 86V78H87V77H90V75H91V77L92 78H96L97 77V79H98V77H107L106 79H110L111 80V78H112V81H114L116 78H117V80H119V82L121 81V83H119L120 85H121V88L123 87V89H121V94L122 93H124V97H125V100L127 101V102H129V100L128 99H131L130 98V96H134L135 97V95H136V93L134 92V90H133V85L131 84V83H128V82H126L124 79H122V75H123V72H122V74H121V77H118V74H116V72H114L112 69H114L115 67H116V65L114 66V64H116L115 62V59H118L119 58V56L122 54V52H123V54H124V46L126 45V35L129 33L130 34V29H132V22L135 20V19H137V18H139L140 19V15L138 16V15H135L134 14V16H133V18L131 17V19H128V17H125V15H121V16H123L124 18H125V20L126 21H124V22H126V23H124L123 22V20L122 19H119V18H117V19H119V20H117V21H119L120 22V20H122L120 23L121 24H119L118 22V24H117V26H115V31L117 30V28H118V30L116 31V32H114L113 34H111V38H110V43H109V45H110V47H111V43H112V45L113 46H116V44H117V46H119V48H116L115 47V56L114 57H116L115 59H114V57H113V60H112V56L113 55H111L113 52H111V54L109 53H107V55H106V53H105V56H104V54H102V50H104V49H101V48H103V47H101V46H97L96 47V45L95 44H91L90 42H88V46L90 45V46H93L92 48L89 46V48H88V46H86V44L85 43H87V42H85L83 45L85 46V47H83L82 46V49H80V48H78L79 49V51H81V50H83L84 52H82V54L78 51V69H77V67H76V69L78 70H76V71H74V69L72 70H68L67 72H65V75H64V80L62 79V78H60V80H62V81H60V80H58V82H57V78L55 79L54 77L53 78H50V79H48V80H50V81H52V79H53V81H52V83L50 82V81H46L44 78H42V79H40V77H37L38 78V80H37V83L39 84L38 86H40V84H43V85H41V89L37 86V83H36V81L33 83V82H31V86L29 85V88L31 89H27V84L29 83H27L26 84V82L28 81L27 79H26V77L24 78V79H21V78H23L24 77V75H27L29 78H31L27 73H29V71L30 70H33V71H35V73L37 72H39V71H41L42 69V64H39V62H37L35 59V63H34V65H33V59H31V58H33V57H30V60L28 59L29 58V55L31 54V52H33V51H30V52H27V51H25V47H27V49H28V47H29V45L28 44H26L27 42H25V44H24V51L23 52H26V53H24L25 55H26V58H25V56H23V55H21L22 53H19V55H18V53L15 55V57L14 58H11L12 56H13V51H12V48H10L9 49V47H11L10 46V42L12 41V36L13 35H15L14 34V32H12L11 31V29L13 28H11L10 29V31H11V33L9 32V25L7 26V28H6V25L8 24L7 22H10L9 24H11L10 26H12V24H14V28H15V20L17 19V21L19 22V23H16L17 25H16V30H17V28L18 27H20L21 29L22 28H24L25 27V25H26V27H25V29H22V32H23V30H24V32L22 33L21 32V29L19 30L20 32H21V34L20 35H23V37L22 36H20V35H15V36H18V37H22V39L23 38H26V37H28V36H26L25 37V35H29V34H27V32H28V30H27V26H29V28L31 29L32 27L30 26V24H27L26 23V21L27 22H30L31 23V21H32V17H31V15L32 14H34L32 11H30V10H28V7H30V5L32 6L33 5V3L35 2V3H37L39 0H30L28 3H26L25 1L26 0H24L23 2L25 3H23V4H20L21 2L19 1V0H16V1H18L17 3H14V5L16 6V7H18L19 5L21 6V9H23L22 8V6H26L25 8H27L26 10H25V8H24V11H29V12H32V14L30 15V17L31 18H28L27 17V14L29 15V13H27V14H25L26 15V17L24 16V15H21L22 13H26V12H22V10H17L18 8H16L14 5H13V2H15V0H4V2L3 3H5V4H9L10 2H12V3H10L9 4V6H12V7H14V10L15 11H13L12 12V9H10L9 8V6L7 7V10L10 12V10H11V12H12V14H19V12L21 13L20 14V16L18 15V17H21V18H23L24 17V20H25V18H28L27 20H25V22L24 21H21L20 20V18H18V17H12V15H11V12L8 14L6 11V9H4V5L5 4H2V1L3 0H0ZM6 1V2H5ZM8 1V2H7ZM31 1H32V4H30L29 5V3H31ZM52 1V0H51ZM61 1V0H60ZM62 1H66L67 2V0H62ZM61 1V2H62ZM68 1H71V0H68ZM84 1L85 0H83L82 1V4L84 3ZM87 1V0H86ZM88 1H90V0H88ZM92 1V0H91ZM97 1V4L95 3ZM101 1L102 2H104L103 4L101 3ZM94 0L92 3H90V5L91 6H89V5H87L86 6V4H89V3H87V2H85L82 6H81V3H80V6H81V8H80V6H79V3H78V1L76 0L75 2H74V0L72 1V3H73V5L72 6H74V5H77V3H78V5H77V7H78V9L80 10H78L77 9V7H76V9H77V11H79L78 13L77 12H73V11H75L74 9H68V8H63L62 9V11H61V13H63V16L62 17H59L60 19H58V21H56L55 20V16L53 15V13L51 14V15H53V16H51V15H49V16H51V19H52V17H53V19L51 20V21H53L52 23V28H51V26H46V27H49V30H50V28L52 29V30H50L51 32L54 30V35L52 34V39L53 38H56V40L57 41H60V37L59 36H57V34L56 33H58V31L59 32H61L62 31V29L63 30H65L66 29V25H68L67 27H69V29L71 30V28L73 27V26H75L76 25V23H78L79 21H78V19H76V17H81V19L82 20H80V21H82L83 23L85 22V24H86V26H88V22H89V24H93V23H90L92 20H93V22H95L97 19H100V20H97L96 22H100V25H99V23L97 24L96 22V24L98 25V26H96L95 24H93V25H95V28H97L98 27V29L100 30H98V32H95V33H93L95 36H97L99 33H101L100 34V36L102 35V33H103V30L104 29H106V28H104V26H106V27H108L109 26V28L111 27L110 26V24L108 23V20H109V17H107L108 18V20H107V18H105L106 17V13L110 10L109 9V7L111 6V4H114V3H116L114 0ZM114 3H113V2ZM135 1V0H134ZM137 1V0H136ZM135 1V2H136ZM141 1V0H140ZM152 1V0H151ZM151 1H149V0H146V1H143V4L144 5H146V4H148L149 3V6L147 5V6H143L144 7V9H143V13L144 14H146L147 12V14H149V12L150 13H156V10H157V12L158 11H160V7H158V6H161V4H163L164 5V3H165V5L163 6V7H165V8H168L167 6L168 5H170L171 3H169L170 1L169 0H157L159 3L157 4V3H154L153 4V2H157V1H152V3H151ZM162 1V2H161ZM164 1V2H163ZM172 1V0H171ZM187 1V0H186ZM196 0H188L187 1V3H189V5H193L194 3H196L195 2ZM198 1V0H197ZM200 1V0H199ZM243 1V0H242ZM248 1V0H247ZM247 1H243L244 3H242V5H241V3L239 2V0L238 1H236V2H239V4L238 5H240L243 9H241V10H243L244 12H242L241 10H239V11H241V13L239 14V15H241V18H242V16H249L250 14H252L253 12H255V11H259V10H263L264 8V6L262 7V6H260V7H262L261 9H260V7L259 6H249L250 4H259V5H261V4H264L263 2H261V1H264V0H255L256 2H251L252 0H249L250 1V3L248 4V6H249V10H248V12H246L247 11V8H248V6L245 4ZM54 2H55V0H54ZM99 2V3H98ZM118 2V1H117ZM137 2H139V1H137ZM145 2V3H144ZM35 3H34V5H35ZM52 3H53V1H52ZM56 3V2H55ZM58 3V2H57ZM62 3H65V2H62ZM110 3V4H109ZM167 3V4H166ZM193 3V4H192ZM261 3V4H260ZM2 4V5H1ZM19 4V5H18ZM60 4V3H59ZM94 4H95V6H94ZM99 4H100V7H99ZM106 4H108V5H106ZM137 4V3H136ZM173 4V3H172ZM171 4V5H172ZM244 4V5H243ZM18 5V6H17ZM34 5L32 6V8L34 7ZM54 4H52V6H53ZM141 5H142V2H141ZM140 4L138 5V6H141ZM180 5H182V4H180ZM196 5V4H195ZM20 6H19V9H20ZM84 6V7H83ZM108 6V7H107ZM183 6V5H182ZM240 6H239V8H240ZM246 6V8H244ZM3 7V8H2ZM5 7V8H6ZM88 8V9H86V8ZM95 7V8H94ZM97 7H99V8H97ZM114 7V6H113ZM250 7H254V8H251L252 9V12H251V9H250ZM256 7H258V9L259 10H257V8ZM9 8V9H8ZM31 8V7H30ZM73 8H75V6L73 7ZM86 9V11H89L90 13L88 14V12H85V11H83V10H85ZM91 8V9H90ZM97 8V9H96ZM139 8H142V6L141 7H139ZM179 8L181 9L182 7L181 6H179ZM178 7H177V11L176 10H170V7H169V9H166V10H161L160 12H162L161 13V17H163L164 15H162L163 13L165 14V13H167V15H165L166 17L167 16H169L168 14H175V15H177V13H178V11L180 10ZM239 8H237V9H239ZM5 11V13H3V10ZM82 9V10H81ZM92 9H94L93 11H91ZM108 10V11H106V10ZM112 9V8H111ZM163 9V8H162ZM244 9H246V11L244 10ZM2 10V11H1ZM67 10H68V12H67ZM71 10V11H70ZM96 10V11H95ZM101 10V11H100ZM105 10V11H104ZM142 10V9H141ZM168 10V11H167ZM255 10V11H254ZM17 11H19L18 13H16ZM146 11V12H145ZM170 11V12H169ZM47 12V11H46ZM70 12V13H69ZM82 12H83V14H82ZM103 12H104V14H103ZM246 12V13H245ZM251 12V13H250ZM69 13V14H68ZM258 13H260V11L259 12H257V13H255V15H254V13L249 17L250 19H252L253 17V15L254 16H258V15H256V14H258ZM46 14H49L48 12L46 13ZM86 14V15H85ZM95 14V15H94ZM137 14V13H136ZM262 14H263V16H262ZM9 15H11V18H10V16ZM79 15V16H78ZM82 15H84V16H82ZM88 15H89V17H88ZM92 15H93V17H95V21H94V19H93V17H92ZM103 15V16H102ZM104 15H105V17H104ZM175 15H174V17H175ZM23 16V17H22ZM64 16H66V19L64 18ZM164 16V17H165ZM235 16H236V14H235ZM45 17H48V16H46L45 15ZM44 17V15H43V17H41V18H45ZM74 17V18H73ZM83 17V18H82ZM104 17V18H103ZM123 17H121V18H123ZM163 17V18H164ZM171 17H172V15H171ZM240 16H238L237 15V17H235L234 19L236 20L237 18V21L238 20H242L243 22H244V20H245V23H247L248 24V26H247V24H245L244 23V25L248 28L250 25H252V27L253 28H255L256 29V25H253V22L248 18V17H243V19H241V18H239ZM14 18H16V19H14ZM50 18V17H49ZM63 18H64V20H63ZM67 18H69V20L67 19ZM92 18V19H91ZM123 18V19H124ZM173 18V17H172ZM264 18V12L263 11H261V13L259 14V18L258 19H256L255 17L252 19V20H254V19H256V21L257 20H259L260 21V25L259 24H257L256 23V21L254 22V24H257L258 26V29L257 30H253V31H250L251 33L252 32H254V33H258V35L260 34V38L262 39V37L261 36H263L264 37V30H263V28H264V21L262 20ZM4 19V20H3ZM14 19V20H13ZM31 19V20H30ZM102 19H103V21H102ZM107 21H106V20ZM246 19H248V20H246ZM8 20V21H7ZM61 20V21H60ZM66 20V21H65ZM68 20V21H67ZM83 20H85V21H83ZM90 20V21H89ZM105 20V21H104ZM111 20V19H110ZM130 20H132V22H130ZM138 20V19H137ZM143 20V18H141V21ZM249 20L252 22V24H249ZM16 21V22H17ZM56 21V22H55ZM62 21H63V23H62ZM70 21H72V22H70ZM128 21V22H127ZM139 21V20H138ZM156 21H160V19H158V20H156ZM236 21V22H237ZM22 22V23H21ZM68 22H69V24H68ZM104 22V23H103ZM106 22V23H105ZM130 22V23H129ZM239 22V21H238ZM243 22H241L242 23V25H243ZM250 22V23H251ZM262 22V23H261ZM23 23H25L24 25H23ZM32 23H34V22H32ZM32 23H31V25H32ZM56 23V24H55ZM65 23V24H64ZM74 24V25H72L71 26V24ZM22 24V25H21ZM35 24V23H34ZM61 24V25H60ZM102 24H104V25H102ZM106 24V25H105ZM125 24H126V26H125ZM131 24V25H130ZM154 24H156V23H152V25H154ZM158 24H159V22H158ZM238 24H240V22L238 23ZM238 24H236V25H238ZM56 25V26H55ZM70 25V26H69ZM123 25V26H122ZM128 25H130L131 26V28H129L128 27V30H127V26ZM240 26L239 25V27H240V30H241V27L243 28L244 27V25L243 26ZM22 26V27H21ZM32 26H34V25H32ZM57 26H59V28L57 27ZM99 26H100V28L102 29V27H103V29L101 30L100 28H99ZM119 26V27H118ZM263 26V27H262ZM2 27H4V30L2 31ZM93 26H91V27H89L88 26V28L90 29V31H91V28H92ZM117 27V28H116ZM126 27V28H125ZM149 27V28H148ZM146 26V29H145V31L144 32H146L147 33V35L148 34H152V35H154V34H157V33H159V32H164V30H165V32L164 33H166V34H164V35H169V36H167V37H170V38H173V36L175 37V35H176V33L180 30V29H183V28H178L177 29V27H173L174 29H176V30H178V31H172L171 32V30H174L173 28H167V29H165V28H158V27H160V26H158L157 24L156 25H154V27H151V26ZM54 28H56V29H54ZM150 28H152V30L150 29ZM37 30V32H35L34 34L35 35H38V33H41V31L43 30V32H42V35L43 34H46V32H45V30L43 29V28H40V27H37V28H35V27H33L31 30V32H29V33H33V31H36ZM38 29L40 30V29H42L40 32L38 31ZM157 29H158V31H157ZM171 29V30H170ZM185 29V28H184ZM250 30H252V28H251V26H250V28H249ZM17 30V31H18ZM72 30H74V29H72ZM126 30V31H125ZM156 30V31H155ZM242 30H244V32H245V28L244 29H242ZM56 31V32H55ZM171 32V33H173L174 35H172L171 33H168V32ZM181 31V30H180ZM247 31V30H246ZM256 31H258V32H256ZM45 32V33H44ZM156 32V33H155ZM182 32V31H181ZM244 32H242L241 31V33H243V34H245ZM13 34V35H9L10 36V38L8 37V38H6L7 39V41L8 42H5V44H7V48L5 47V46H3L2 47V45H4L2 42H4V40H3V38L2 37H4V39H5V37H7L8 35L7 34ZM24 33H25V35H24ZM247 33H249V31H247ZM247 33H246V35H247ZM250 33V34H251ZM253 33V34H254ZM5 34V35H4ZM49 34H51L50 32H49ZM243 34H241V35H243ZM250 34H248V35H250ZM256 34H254V35H252V36H255L256 37ZM30 35H33V34H30ZM29 35V36H30ZM47 35V34H46ZM57 37H56V36ZM245 36V37H249V36ZM250 35V36H251ZM257 35V37H256V40H259L258 42H261V41H263V39L260 41V38L259 39H257L259 36ZM50 36L51 35H47V37H49L50 38ZM55 36V37H54ZM172 36V37H171ZM99 37V36H98ZM123 37V38H122ZM244 37V36H243ZM244 37V38H245ZM255 37H254V39H255ZM58 38V39H57ZM115 38V39H114ZM244 38H242V40H244ZM253 37H250V39H252ZM2 39V40H1ZM9 39V40H8ZM115 41H114V40ZM119 39V40H118ZM125 39V40H124ZM254 39H252V41H254ZM116 40H117V43H116ZM124 41V42H123ZM129 41V42H128ZM127 41V43H128V46L130 47V45L133 47V42H134V40L131 42V40L129 39ZM246 41L247 42H250V43H246ZM252 41L251 40H246V38H245V41H243V43H246L248 46H249V44L251 45V46H253V48H254V50L255 51H257V49H256V47H257V45H259L258 43H257V41L255 42L254 41V44L252 45ZM131 42V43H130ZM114 43H115V45H114ZM263 42H261L260 43V47L262 48L263 46V44H262ZM122 44H123V46H122ZM130 44V45H129ZM255 44H257L256 46H255ZM9 45V46H8ZM79 46V45H78ZM95 46V47H94ZM249 47V48H247V50L245 49L244 51H246L245 53L246 54H251L252 52H253V54H255L256 55V58H258V61H259V68H260V73H262V71H264V61L262 60V59H264V56L261 54V50L259 51L260 52V54H257L258 53V51L257 52H255V51H253L252 50V52L250 53V50H251V48L252 47ZM87 47V49L86 50H88L86 53H85V51L86 50H84L85 48ZM122 49H121V48ZM259 46L257 47L258 49L260 48ZM2 48H3V51H2ZM94 48V49H93ZM100 48V49H99ZM244 48H246V45H245V47ZM5 49V50H4ZM26 49V50H27ZM77 49V50H78ZM91 49H93V50H91ZM97 49V51L95 52V50ZM118 49V50H117ZM121 49V50H120ZM264 49V48H263ZM93 51V53L91 52V51ZM98 50H100L99 52H98ZM249 50V53L247 52ZM90 51V52H89ZM117 51H118V56L116 55L117 54ZM4 52V54H2ZM98 52V53H97ZM263 53H264V51H262ZM6 53H8V54H6ZM80 53V54H79ZM85 53V54H84ZM104 53V52H103ZM119 53H121V54H119ZM11 54V55H10ZM27 54H28V56H27ZM89 54V55H88ZM97 54V55H96ZM100 56H99V55ZM122 54V55H123ZM20 55L22 56L21 58H20ZM79 55H80V57H79ZM88 57H87V56ZM102 55V56H101ZM109 55H110V57H109ZM121 55V56H122ZM257 55H259V56H257ZM82 56V57H81ZM108 56V57H107ZM261 56V57H260ZM2 57H4V58H2ZM91 57H93L92 59H90ZM99 57V58H98ZM118 57V58H117ZM260 57V58H259ZM263 57V58H262ZM8 58H9V60H10V58H11V61H9L8 60ZM20 58V59H19ZM22 58L23 59H25V60H22ZM96 58V59H95ZM18 59V60H17ZM79 59L82 61V59H83V61L85 62V63H82L81 61H79ZM110 59V60H109ZM16 61V63H14L15 61ZM109 60V61H108ZM245 60H246V58H245ZM260 60H261V62H260ZM19 61V62H18ZM27 61H30V64L27 62ZM108 61V62H107ZM262 61H263V63H262ZM3 62V63H2ZM13 62V63H12ZM21 62V63H20ZM23 62V63H22ZM80 62V63H79ZM88 62V63H87ZM105 62H107V63H105ZM110 62V63H109ZM111 62H112V66H111ZM101 63H103V64H101ZM261 63V64H260ZM7 64H10V65H7ZM14 64H16V65H14ZM23 66H22V65ZM35 64H37V65H40V66H36L35 67ZM83 66H82V65ZM85 64V65H84ZM89 64H91V65H89ZM92 64H93V66H92ZM149 64V63H148ZM25 65L28 67V68H26L25 67ZM73 65V64H72ZM88 65V66H87ZM99 65V66H98ZM108 65V66H107ZM110 65V66H109ZM15 66V67H14ZM74 67H75V65H73ZM81 66L83 67L82 69H81ZM90 66V67H89ZM96 66V67H95ZM107 66V67H106ZM146 66H147V64H146ZM150 67H148L149 69L148 70H150V72H152V73H150V72H148V70H146V72H148V73H150V74H148V76L149 75H153L154 73H158V75H160V76H162V75H164L163 73H162V75L158 72V71H163L164 73H165V71L167 70L165 67H167V66H161L160 68L161 69H165V71H164V69L163 70H159L160 68H159V66H157L159 69H158V71H156V66L153 68V65H152V69H151V65H149ZM13 68V69H15V70H13V69H8V68ZM22 67V68H21ZM26 68L27 70L30 68V70H25L24 68ZM34 67H35V69H34ZM88 67V68H87ZM92 67V68H91ZM95 67V68H94ZM109 67V68H108ZM113 67V68H112ZM145 67V66H144ZM104 68H106V69H104ZM8 69V70H7ZM36 69H38L39 71H36ZM85 69V70H84ZM92 69V70H91ZM117 69V68H116ZM147 69V68H146ZM18 70H21L20 72L18 71ZM25 70V71H24ZM81 70H82V72H81ZM101 70H103V72H101ZM106 70V71H105ZM7 71H9L8 73H6V74H4L5 72H7ZM80 71V72H79ZM88 71V72H87ZM90 71V72H89ZM97 71H98V73H97ZM138 71V70H137ZM2 72V73H1ZM15 73L16 75H19L18 76V78H20L19 80L20 81H18L19 83H22V84H19V85H21V87L23 86V80H27L25 83H24V85H25V87H24V89L22 88V92L23 93H21V91H19V92H17V90L14 92V93H12V94H14V95H12V94H9V93H4V92H2L3 90L1 89V79L4 81V80H6V79H8L9 77H12L13 75V73ZM16 72H18V74L16 73ZM70 72H72V73H70ZM76 72H78V73H76ZM106 72V73H105ZM139 72V71H138ZM137 72V73H138ZM10 73V74H9ZM21 73V74H20ZM36 73V74H37ZM40 73V72H39ZM87 73V74H86ZM109 73H110V75H109ZM111 73H113V76H112V74ZM9 74V75H8ZM99 76H98V75ZM107 75V76H104V75ZM127 74H129V73H126L125 75H127ZM139 74V73H138ZM264 74V73H263ZM263 74H261L262 76H264ZM16 75H14L16 78H17V76ZM68 75V76H67ZM80 75V76H79ZM81 75L84 77V75L86 76V77H84V80H83V77L81 78ZM146 75H147V73H146ZM154 75H156V74H154ZM8 76V77H7ZM66 76V77H65ZM70 76V77H69ZM79 76V77H78ZM117 76V77H116ZM147 76V77H148ZM6 77V78H5ZM69 77V78H68ZM90 77V78H91ZM116 77V78H115ZM150 77V76H149ZM14 78V77H13ZM78 78V79H77ZM81 78V79H80ZM115 78V79H114ZM77 79V80H76ZM10 80L12 81V80H16L17 81V79H12V78H10ZM10 80H7V81H10ZM39 80H41V83H40V81ZM45 80V81H44ZM71 80V81H70ZM76 80V81H75ZM80 80V81H79ZM117 80H115V81H117ZM123 80V81H122ZM72 81H73V83H72ZM111 81V82H112ZM46 82V84H44V83ZM79 82V83H78ZM84 82V83H83ZM48 83V84H47ZM55 83V84H54ZM69 83V84H68ZM77 83V87H76V84ZM82 83V84H81ZM104 84H105V82H103ZM35 84V85H34ZM70 86L69 88H68V85ZM72 84H74L73 86H72ZM122 84L123 85H125L126 86V90L128 89L129 90V94L127 93V92H123L124 91V86H122ZM20 87V86H19ZM35 87H36V89H35ZM42 87H44V89L42 88ZM73 87H74V89H73ZM80 87V88H79ZM63 88V89H62ZM72 88V89H71ZM38 89H39V91H38ZM78 89H80L78 92H77V90ZM2 90V91H1ZM25 90V91H24ZM34 90V91H33ZM44 90V91H43ZM37 91V93L36 94H34L33 95V92H36ZM43 91V92H42ZM263 91H264V88H263ZM39 92V93H38ZM45 92V93H44ZM76 92V93H75ZM5 95V97L3 96V94ZM18 93V94H17ZM49 93L52 95H49ZM64 93V94H63ZM261 93V92H260ZM264 92H262V94H263ZM29 96H28V95ZM32 94V95H31ZM46 94V95H45ZM77 94V95H76ZM78 94H79V96H78ZM18 95V96H17ZM35 95H37V96H35ZM51 96V97H50ZM264 96V94L263 95H261V97H263ZM28 97V98H27ZM47 99V101H50V100H52L53 101V98H54V100H55V98H56V100H59V101H61L60 102V104H63V103H65V105L63 106V105H59L58 106V104L57 105H55V103H57L56 102V100L54 101V102H52V101H50V102H47L46 100H45V98ZM27 98V99H26ZM51 98V99H50ZM63 98H65V100L63 99ZM2 99V100H1ZM28 99H29V102H28ZM74 99H77V103H76V100H75V102L73 101ZM12 100V101H11ZM42 100H43V102H42ZM3 103H2V102ZM26 101V102H25ZM40 101H41V103H40ZM45 101V102H44ZM71 101V102H70ZM23 102H25L26 103V105H28L27 107L23 104ZM52 102V103H51ZM63 102V103H62ZM71 104H70V103ZM48 103V104H47ZM51 103V104H50ZM74 103V104H73ZM45 104H47V105H45ZM51 106H50V105ZM5 105V106H4ZM16 105V106H15ZM6 106H8V107H6ZM11 106H13V107H11ZM24 106L26 107V109H25V111L23 110L24 109ZM31 106V107H30ZM47 106L50 108H47ZM54 106H55V108H54ZM56 106H57V108H56ZM62 106H63V110H64V113L63 114H65V115H63V117L64 116H66L67 115V117L66 118H64L63 119V117H60V116H62L61 114H62V112H60V110L62 111ZM69 106H67L68 108H69ZM61 108V109H58V108ZM66 107V108H67ZM78 107V106H77ZM77 107H75V109L77 108ZM6 110H5V109ZM10 109V111H9V113L8 112H6L8 109ZM30 108L32 109V110H30ZM42 109H44L45 110V112H44V110H42ZM46 109H47V112H46ZM52 109V110H51ZM53 109H56V110H58V111H56V110H53ZM2 110V111H1ZM31 112H30V111ZM33 110H35L34 112H33ZM52 112H51V111ZM24 111V112H23ZM27 111H29L31 114H28L29 112H27ZM49 111L51 112L50 114L53 116H51L50 114H49ZM65 111H66V113H65ZM27 112V113H26ZM35 112H37V114L35 113ZM43 112H44V114H43ZM57 112H58V114L60 115V116H58V114H57ZM68 112H70V114L72 115V116H70V114L68 113ZM83 112V113H82ZM17 113V114H16ZM25 113V114H24ZM54 115H53V114ZM61 113V114H60ZM75 115H74V114ZM28 114V115H27ZM34 114H36L35 115V117H34ZM43 114V115H42ZM45 114H46V116H45ZM49 114V115H48ZM77 114L79 115V117L77 116ZM81 114V115H80ZM40 115V116H39ZM42 115V116H41ZM57 115V116H56ZM69 115V116H68ZM83 115V116H82ZM39 116V117H38ZM74 116V117H73ZM76 116H77V119H72V117L73 118H76ZM45 117H46V119H45ZM49 117V118H48ZM57 117H59L60 119L57 121ZM70 117V118H69ZM80 117H84V120H83V118H80ZM39 118H41V119H39ZM48 118V119H47ZM51 118V119H50ZM61 118H62V120H61ZM42 119H45V120H42ZM68 119V121L70 122L71 121V125H69L70 127H72L73 126V128H75V126L77 125L78 126V124H79V126H78V128H76V131L79 133V134H81L82 133V135H83V137H85L86 135V137H88V134H89V140L88 141H90V144L92 145V144H94L95 143V146H97L98 147V149H102L101 151H110V149L114 146V148L113 149H111V150H116V147H117V152L119 151H121L120 153L118 152V153H116L115 154V152L114 151H111V152H108V154H107V151L104 153V158L103 157H101V155L103 156V152H101L100 150H98V149H96V147H95V151L94 150H91V152L89 151L90 149H93L94 148V146H92L90 149L88 148V149H86L88 146L87 145H89L90 146V144H89V142L87 141V139L86 138H84V139H82V137H80L79 135V138L81 139V141L82 140H85L86 139V148L84 149V144H85V142H82V144L84 145V146H82L83 148H79V149H76L77 147L76 146H78V145H81V141H80V139L77 137V138H75L76 137V135L75 136H72V138L70 139V131L68 132L67 131V135H66V137H68L69 136V139L68 138H66L65 139V135H64V137H63V132H65L66 133V131H64V129L65 130H67V128L68 129H71L69 126H67L68 124H69V122L68 121H66ZM85 119H87L86 121H85ZM90 119V120H89ZM23 120H26L27 121V123H26V121H25V123H23L24 121ZM30 120V121H29ZM51 122L50 123V125H52L53 123H55L56 121H57V123H55V124H53L52 126L54 127V130H56L57 128H59L60 130L59 131H62L61 129L62 128H64L63 129V131H62V134H60V136H58V133H57V135L56 136H54L55 138H53L52 136H53V134L52 133H54L53 132V130H52V132L51 131H49V130H47V128L46 127H48V129H50L51 130V127L49 128V123H46V122H49V121ZM61 120V121H60ZM63 120H65L64 122H63ZM77 120H80V121H77ZM129 120V121H128ZM5 121V122H4ZM43 121V122H42ZM46 121V122H45ZM82 121H84V122H82ZM122 121H123V123H122ZM128 121V122H127ZM30 122V125L28 124ZM46 124H45V123ZM63 122V123H62ZM90 123V122H92V123H90V124H88V123ZM44 123V124H43ZM60 123H62V128L60 127ZM64 123H66V125L64 124ZM74 123H76V124H74ZM122 123V124H121ZM129 123V125H127ZM23 124H26V125H23ZM33 124V125H32ZM56 124H59L58 126L56 125ZM86 124H88V125H86ZM43 125H45V127L43 126ZM47 125H49V126H47ZM56 125V126H55ZM65 125V127H67V128H65V127H63ZM75 125V126H74ZM82 125H85V126H87V128H88V130H87V128L85 127V126H83L82 127ZM25 127H26V129H25ZM57 127V128H56ZM45 128V129H44ZM56 128V129H55ZM81 128H83L82 130L84 131H81V132H79L80 130H81ZM126 128V129H125ZM46 131V132H48V133H50V134H52L51 136L49 135V134H47L44 130ZM77 129H79V130H77ZM58 130V129H57ZM56 130V132H59V131H57ZM73 130V129H72ZM120 130V131H119ZM74 131V133L76 132L75 130H73ZM73 131L71 132L72 134L71 135H73L74 133H73ZM6 132V133H5ZM56 132H55V134H56ZM86 132V134H84ZM88 132V133H87ZM12 133V134H11ZM61 133V132H60ZM54 134V135H55ZM76 134V133H75ZM116 134V135H115ZM81 135V136H82ZM85 135V136H84ZM7 137V138H6ZM58 137V139H56ZM60 137V138H59ZM61 137H63L64 138V141L63 140H61ZM115 137V138H114ZM73 138L75 139V140H73ZM54 139H56V140H54ZM79 139V140H78ZM4 141V142H3ZM5 141H6V143H5ZM10 141V142H9ZM63 141V142H62ZM63 143L62 145H60V143ZM65 142V143H64ZM74 142H77V144L78 145H73V143ZM46 143V144H45ZM107 143V144H106ZM96 144H98V145H96ZM112 146L111 148H109L110 147V145ZM104 145L105 146H107V148L105 147V149L103 150V148H104ZM54 146V147H53ZM100 146H102V147H100ZM71 149H70V148ZM75 147V148H74ZM100 147V148H99ZM10 148V149H9ZM43 148V149H42ZM63 148V149H62ZM108 148H109V150H108ZM3 149V150H2ZM119 149V150H118ZM123 149H125V150H123ZM136 149V148H135ZM40 150V151H39ZM69 150V151H68ZM80 150H82V151H80ZM88 150V152H84V151H87ZM137 151H138V149H136ZM4 153H3V152ZM39 151V152H38ZM92 151H93V153L95 154H92ZM98 151V152H97ZM136 153H135V152ZM26 152V153H25ZM32 152V154H29V153H31ZM90 152V153H89ZM100 155H98L97 153ZM102 154H101V153ZM130 152H132V155H133V153H134V155L136 156H134L133 157V160L132 159H130V158H132V155H131V153ZM41 153H43V154H41ZM88 153L89 154H91V155H88ZM112 154V156L113 155H115V156H111L110 154ZM4 154V155H3ZM85 154V155H84ZM124 154V155H123ZM24 157H23V156ZM25 155H27V157H28V159H26L27 157L25 156ZM52 155V156H51ZM95 156L94 157V159H93V157H90V156ZM105 155H110L109 157H110V159H109V157H108V159L110 160V162L109 161H107L106 162V160H108L107 158H105L106 156ZM120 155H123V156H121L120 157ZM128 157H127V156ZM14 156L17 158V159H13L14 158ZM19 156V157H18ZM22 156V157H21ZM50 156L52 157V158H50ZM4 157H6V159L7 160H5V158ZM32 157V158H31ZM38 157H39V159H38ZM92 159V160H94L93 162H92V160L90 161V158ZM97 157V158H96ZM101 157V158H100ZM127 157V158H126ZM49 158V159H48ZM96 158V159H95ZM103 158V163H101V159ZM20 159V160H19ZM31 159H32V161H31ZM34 159V160H33ZM41 159V160H40ZM63 159H65V162L63 161ZM83 159H84V161H83ZM104 159H106L105 161H104ZM5 160V161H4ZM9 160V161H8ZM11 160V161H10ZM14 160H15V162H14ZM24 161V164H23V162L22 163H20L21 161ZM48 160V161H47ZM51 160V161H50ZM58 160V161H57ZM96 160V161H95ZM120 160V161H119ZM29 161V162H28ZM33 161L35 162L36 161V163H37V165H36V163H34V164H32L33 163ZM50 161V162H49ZM56 161L57 162H59L58 163V166H57V164H56ZM82 161V162H81ZM98 161H99V163H98ZM18 162H19V164H18ZM47 162H49V163H47ZM64 162V163H63ZM81 162V163H80ZM90 162V163H89ZM94 162H96L97 164H92V163H94ZM118 162V163H117ZM3 163V164H4ZM30 163V164H29ZM47 163V164H46ZM60 163H62V164H60ZM68 163V164H67ZM73 163V164H72ZM87 163V164H86ZM106 163V164H105ZM134 163V162H133ZM139 163V164H138ZM3 164H2V166H3ZM7 164H10V165H7ZM12 164V165H13ZM27 164H28V166H27ZM56 164V165H55ZM103 164V165H102ZM5 165V164H4ZM14 165V166H15ZM20 165V166H19ZM23 165V169L21 168V166ZM31 165V166H30ZM33 165H35V166H33ZM70 165V167H69V169H68V166ZM73 165V166H72ZM7 166H9V167H7ZM10 166H11V168H10ZM33 166V168H31ZM37 166V167H36ZM53 166V167H52ZM91 166V167H90ZM109 166H111V167H109ZM29 167L32 169H29ZM83 167V168H82ZM108 167V168H107ZM121 167V168H120ZM142 167H144V168H142ZM26 168H27V171H31V173L30 172H27L26 171ZM63 168H66V169H68V170H64ZM71 168H72V170H71ZM111 168V169H110ZM114 168V169H113ZM134 168V169H133ZM8 169V170H7ZM47 169V170H46ZM52 169L54 170V169H56V171L54 170L53 171V173H51L50 174V170H51V172H52ZM106 169V170H105ZM112 169L114 170L113 172H111L112 171ZM18 170V171H19ZM38 170V171H37ZM76 170V171H75ZM134 170V171H133ZM25 171V172H24ZM41 171V172H40ZM87 171V172H86ZM92 171V172H91ZM107 171V172H106ZM121 171V172H120ZM151 171H153V170H151ZM27 172V173H26ZM39 172H40V174H39ZM62 172H66V179H62L61 178V174H62ZM69 172V173H68ZM90 173V177H88V178H86L83 174L84 173H86L85 175L86 176H89V173ZM106 172V173H105ZM110 172V173H109ZM118 172V173H117ZM129 172V173H128ZM189 171H187V173H188ZM35 173H36V175H35ZM49 173V174H48ZM55 173V174H54ZM82 173V174H81ZM96 173H98L97 174V176L95 175ZM134 173L136 174V173H139V175L140 176H138V174H137V176L135 175L134 176ZM187 173H186V175H187ZM27 174V175H26ZM32 174V175H31ZM53 174V175H52ZM101 174V175H102ZM114 174V173H113ZM116 174L115 175H113L114 177H116ZM127 174H125V175H127ZM189 174V173H188ZM29 175V176H28ZM35 177H34V176ZM53 176V177H55L54 175H56V177L55 178H52L51 176V180H49L50 179V177H48V176ZM82 175V176H81ZM92 175V176H91ZM102 175V176H103ZM127 175V176H128ZM190 175V174H189ZM32 176V177H31ZM45 176H47L48 177V179H47V177H45ZM74 176H76V177H74ZM101 176V177H102ZM29 177H31V178H33L34 177V179H30ZM38 177V179H40ZM45 177V178H44ZM57 177H59V178H57ZM86 178V179H84V178ZM113 177V178H114ZM129 177H126L125 179H126V181H128V179H129ZM137 177V178H136ZM146 177V176H145ZM3 178V179H2ZM57 178V179H56ZM80 178H82V179H80ZM104 178H106V179H104ZM104 178H103V180L104 181H109V178L110 179H113L112 177H109V178H107L106 177V175L104 176ZM128 178V179H127ZM2 179V180H1ZM26 179V178H25ZM47 179V180H46ZM53 179H56V180H53ZM61 179V180H60ZM69 179L71 180V179H75L74 181L73 180H71V181H69ZM90 181H89V180ZM141 179V178H140ZM31 182H30V181ZM82 180V181H81ZM86 182H85V181ZM96 180H97V178H96ZM121 180H124V178L122 179V178H120L119 179V183L121 182H124V181H121ZM130 180V179H129ZM50 181H52L51 183H50ZM54 181V182H53ZM57 181H58V183H57ZM62 182V183H60V185H59V182ZM79 181V182H78ZM81 181V182H80ZM88 181V182H87ZM138 181V180H137ZM25 182V181H24ZM56 182V183H55ZM66 182V183H65ZM72 182H74L73 184H72ZM78 183V184H76L75 185V183ZM82 182H83V184H84V182L85 183H87V184H85V186L82 184ZM92 182H93V184H92ZM129 182H131V181H129ZM129 182H126V185L127 186H129V185H133V183L131 184H129ZM3 183V184H2ZM47 183H50V184H52V185H49V184H47ZM89 183V184H88ZM24 184V185H23ZM55 184V185H54ZM62 184V185H61ZM65 184V185H64ZM83 186H82V185ZM96 184H97V182H96ZM5 185V186H4ZM28 185V186H27ZM37 185V186H38ZM69 185H71V186H69ZM72 185H73V188H72ZM99 185V184H98ZM125 185V184H124ZM142 185V184H141ZM4 188H3V187ZM20 186H21V184H20ZM51 186V187H50ZM54 186V187H53ZM62 188H61V187ZM65 186V187H64ZM78 186V187H77ZM81 186H82V188H81ZM101 186V185H100ZM103 186V185H102ZM7 187V188H6ZM11 187V188H10ZM42 187V188H41ZM84 187H86L85 189L86 190H89V191H86L85 189H84ZM94 187H96V186H94ZM98 187V186H97ZM123 186H121V188H122ZM125 187V186H124ZM124 187H123V189H124ZM5 190V192H4V190ZM7 189V191H6V189ZM40 188H41V190H40ZM53 188V189H52ZM60 188H61V190H60ZM67 188V190L65 191V189ZM70 188V189H69ZM73 190H72V189ZM77 188V189H76ZM81 188V189H80ZM102 188V187H101ZM2 189V190H1ZM8 189H9V191H8ZM25 189V188H24ZM80 189V190H79ZM96 189H98V188H96ZM130 189V188H129ZM11 190V191H10ZM53 190V191H52ZM55 190V191H54ZM58 190V191H57ZM69 190V191H68ZM71 190V191H70ZM138 189H136V191H137ZM13 191H15V192H13ZM18 191H20V192H18ZM40 191H42V192H44V194L46 193V192H49V194L48 193H46V195H43V193L42 192H40ZM50 191L51 192H54V193H50ZM73 191V192H72ZM129 191H131V190H129ZM2 192H3V195H2ZM7 192H9V194H7ZM59 192V193H58ZM66 194H65V193ZM128 192V191H127ZM5 193V194H4ZM58 193V194H57ZM67 193H69V195H67ZM93 193V192H92ZM125 193H126V191H125ZM17 195V197H16V195ZM40 194V196H42L43 195V200L40 198V200L43 202V204L41 205L40 203H42L40 200H39V195ZM51 194V195H50ZM55 194H57V196L55 195ZM62 195L61 197H63V198H61L60 197V195ZM104 194V193H103ZM106 194V193H105ZM104 194V195H105ZM1 195H2V197H1ZM25 195H26V197L27 198H29V200L25 197ZM59 195V196H58ZM69 196L70 198L69 199H72V200H69L68 199V197L67 196ZM73 195H76V196H74V198H75V200L72 198V196ZM102 195V194H101ZM3 196H6V198L4 197L3 198ZM9 198H8V197ZM38 196V197H37ZM48 196H49V198H48ZM65 196V197H64ZM95 196H96V194H95ZM94 196V197H95ZM123 196H125V197H123V199L124 200H126L127 199V196L124 194ZM11 197L13 198V199H11ZM31 197H32V199H31ZM46 197V198H45ZM52 197H54V198H59L57 201H56V199H53ZM38 198V199H37ZM44 198L46 199V200H44ZM51 198H52V200H51ZM67 198V199H66ZM96 198V197H95ZM99 198V197H98ZM103 198V197H102ZM101 198V199H102ZM126 198V199H125ZM14 199H15V201H14ZM26 199L28 200V201H26ZM30 199H31V201H30ZM50 199V200H49ZM61 199V200H60ZM64 199H66L65 201H64ZM91 199V198H90ZM92 199L94 200V198L92 197ZM168 199V201L170 200V198H167ZM13 200V201H12ZM25 201V202H27V204L26 203H24L25 204V206L22 204V201ZM36 200V201H35ZM37 200H39L40 201V203H39V201H37ZM47 200H48V202H47ZM104 200H105V198H104ZM107 200V199H106ZM12 203H11V202ZM19 202V206L21 205V206H23L22 208H24L26 211H30L29 212V215H30V213H31V215L34 217V216H36V219H34L33 217H31L30 216V218H29V215L27 214L28 212H26L25 214H24V212H23V210H20L21 209V206L19 207L18 206V202ZM54 202L55 203V205L56 206H58V207H60V205H61V207L62 208H64V207H66V209H67V207H71L72 206V210H74L75 208V210L74 211H71V213L69 212V210H70V208L68 209V210H66L65 208L64 209H62V211L64 210H66L67 211V213H70V215L71 214H76V216H77V218L75 217V215H74V217H73V215L70 217V215L69 214H67V216H65L64 218H61L62 220H66V218L68 217V219L67 220H70V218H71V220L73 221L72 223H71V221L69 222V224H67L68 223V221H66L65 223V225L64 226H62V225H60V222H62V224H64V222L61 220V221H59V219H56L57 221H59V226H58V222L57 221H55V219L54 218H56V217H54L53 218V220L57 223H54V221L53 220H51V218L53 217V216H48V214H49V212H50V210H48V214L46 215V214H44V213H46V211H47V208L49 207V208H51L50 206L52 205L53 207L55 206V205H53V203H51V202ZM71 201V202H70ZM97 201H99V200H97V198H96V201L95 202H97ZM109 201V200H108ZM126 201H128V200H126ZM125 201V202H126ZM17 202V203H16ZM20 202H21V204H20ZM32 202H34V203H32ZM36 202H37V204L39 203V205H41V206H43V210H42V207H40L39 205H37L36 207H35V205H36ZM63 202V203H62ZM78 202H79V200H78ZM101 202V201H100ZM13 203H15V204H13ZM49 203V204H48ZM51 203V204H50ZM59 203V204H58ZM102 203H103V201H102ZM101 203V204H102ZM161 203V202H160ZM3 204V205H2ZM9 204V205H8ZM11 204H12V206H11ZM34 204V205H33ZM45 204V205H44ZM97 204V203H96ZM99 204V203H98ZM104 204V203H103ZM123 204H125V203H123ZM26 205H27V207H26ZM78 205H79V207H78ZM126 206L128 205V203L126 202V204H125ZM4 206V207H3ZM11 206V207H10ZM17 207L16 209H17V211H16V209H15V207ZM33 206V207H32ZM47 206V207H46ZM64 206V207H63ZM74 206V207H73ZM41 208V210H42V212H43V214L44 215H46L47 216V218H46V216L44 217V219L42 220V218H40L41 216H42V212L40 211V210H38L37 211V208ZM52 207V211H51V213H53L54 212V209H56V207L55 208H53ZM3 208V209H2ZM4 208H5V210H4ZM38 208V209H39ZM48 208V209H49ZM8 209V210H7ZM13 209V210H12ZM34 209H35V212H34ZM61 209V208H60ZM24 210V211H25ZM33 210V211H32ZM45 210V211H44ZM59 210V209H58ZM4 211H6V212H4ZM15 211V212H14ZM19 211H21L22 213H19ZM32 211V212H31ZM40 211V212H39ZM62 211H60V212H62ZM83 212H84V210H82ZM39 212V214H36V213H38ZM87 212V211H86ZM192 212V213H191ZM191 212H188V213H190V214H193V218H195V219H197L198 220V217H200L201 215L200 214H197V215H200V216H196V213H198V212H195V214H194V212L193 211H191ZM4 213V214H3ZM10 213V214H9ZM15 213V214H14ZM55 213V212H54ZM57 213H59V212H57ZM63 213V212H62ZM82 213V212H81ZM85 213V212H84ZM185 213V211H181V212H179V213H175L174 215L175 216H173V218L171 219V221H169L170 222V224H169V226L170 227H168V225L166 226V227H164V224H162L161 225V227H160V230L159 231H161V230H163V231H161V232H159V231H157L156 233L158 234L157 235V237H154L155 235H152V237H154V239H151V240H154V241H151L150 240V236H148L149 235V232H147V236H145L146 234H144L145 233V231H143L142 232V234H141V232L139 233V232H136V234L137 233H139V234H137L138 236H135V238H138V237H140L139 239H134L133 238V241L134 242H137L138 244H139V246L138 245H136V246H133V243H132V246H130L129 248H131V247H133V248H139L140 247V245L142 244V248L144 249V247L145 248H150V250L149 251H152L151 250V248L152 249H154L155 247V249H154V252L156 251L157 252V250L159 251V250H161V251H159V253H163V255L164 254H173L174 252H170L169 250V248L172 246L170 243H174V244H176L175 242H176V239H177V241H178V234L181 232V231H178L177 229V225L179 226V224H176L175 225V223H181V221L183 222L184 220V224H188V223H185V222H188V221H186V220H188L190 217L188 216V214L186 213V216H182L181 217V215H185L184 214ZM9 214V215H8ZM14 214V215H13ZM20 216H19V215ZM41 214V215H40ZM61 214V213H60ZM64 215H66L65 213H63ZM189 214V215H190ZM11 215V216H10ZM16 215V216H15ZM26 215H28V217L26 216ZM39 215V216H38ZM43 215V216H44ZM69 215V216H68ZM83 215V214H82ZM96 215V214H95ZM94 214L92 215V217L90 216L89 217V220L90 219H93L94 221H93V223H92V225L94 224V222H96L97 221V219H94L96 216H99V215H96L95 216ZM176 215L177 216H179L180 217V219H178L177 220V222H174L175 220H174V217H175V219H177L176 218ZM194 215H195V217H194ZM10 216V217H9ZM18 216V217H17ZM23 216V217H22ZM89 216V215H88ZM109 216L110 215H108V217H106L107 219H105V215L103 216V214H102V217H100V218H103L104 217V219L105 220H103V222L105 221L106 223H108L107 222V220L109 219ZM189 218H188V217ZM192 216V215H191ZM20 217V218H19ZM49 217H50V219H49ZM61 217H63V216H61ZM82 217H84V216H82ZM82 217L81 218H79V221H81V219H82ZM197 217V218H196ZM12 218V219H11ZM14 218V219H13ZM39 218V219H38ZM47 220H46V219ZM85 218V217H84ZM83 218V219H84ZM96 218H98V217H96ZM188 218V219H187ZM23 219V220H22ZM41 219V220H40ZM87 220H88V218H86ZM191 219V218H190ZM202 219H203V215H202ZM31 220H32V222H31ZM36 220H38V221H36ZM49 220H50V222L52 223V225H53V228L55 227V226H57V228H58V230H55L56 231V233H55V231H54V229H52V226H51V223L49 222ZM87 220H84V221H87ZM181 220V221H180ZM196 220V221H197ZM229 219L227 218V223H229V221H228ZM83 221V220H82ZM167 220H165L164 222H166ZM178 221H180V222H178ZM28 222V223H27ZM37 222V223H36ZM48 222V223H47ZM76 222H78V221H76ZM88 222V221H87ZM102 222V220H100V224L101 223H103ZM105 222L103 223L104 225H105ZM174 222V223H173ZM190 223H192L191 222V220L189 221ZM194 222H195V220H194ZM33 223H35V224H33ZM56 224V225H54V224ZM73 223V225L75 226V224ZM80 223V222H79ZM82 223H84V222H82ZM82 223H80V224H82ZM88 223H91V222H88ZM88 223H87V225H88ZM166 223H168V221L166 222ZM189 223V224H190ZM227 223H225V224H227ZM34 226H33V225ZM99 224V223H98ZM98 224L96 225V226H98ZM103 224H102V226L100 227V229L101 228H104V226H103ZM173 224H174V226H173ZM182 224V223H181ZM46 225H47V227H46ZM90 225V224H89ZM183 225V224H182ZM60 226H62V228L63 229H59V227ZM70 226V225H69ZM68 226V227H69ZM77 226H80V225H77ZM76 226V227H77ZM93 226H95V225H93ZM92 226V228H94ZM95 226V229L96 228H98V227H96ZM163 226V227H162ZM228 226V225H227ZM49 227L51 228V231H53V232H51V231H49L50 233H53L52 235L51 234H49V232H47L48 230H49ZM67 227V228H68ZM72 227V226H71ZM87 227V226H86ZM174 227H176V230H174L173 228ZM56 228V227H55ZM56 228V229H57ZM61 228V227H60ZM165 228V229H164ZM172 230H171V229ZM89 229V227L87 228V230ZM99 229V228H98ZM97 229V230H98ZM105 229V228H104ZM104 229H102V231L104 230ZM168 229V230H167ZM60 230V231H59ZM90 230V229H89ZM133 230V229H132ZM169 230H170V233H169ZM174 230V233H175V231L176 232H178L177 234H174V233H172L171 231H173ZM181 230V229H180ZM183 230V229H182ZM61 231H62V233H61ZM98 231H100V230H98ZM106 231V230H105ZM105 231H103V232H105ZM167 231V232H166ZM184 231V230H183ZM47 232V233H46ZM58 232V233H57ZM71 232V233H72ZM112 232V231H111ZM114 232V231H113ZM113 232L110 234L109 232V235H107L106 236V234H107V232H105L104 234H105V236H103L102 234H101V236L102 237H104L103 239H101V241L100 240H98V242H96L97 241V239H95V238H93L91 241H93V243H89L90 244V247L88 246V244L86 245V246H88L89 248H91V249H89V248H87V247H84L82 250H80V252L81 251H85L86 249L85 248H87V250L83 253H77V257H80V260H78V262H77V264L79 263V264H114V262H116V261H118L119 259H121V258H124V257H126V255L125 254H127V248L126 247H128L129 245H131V243H130V241H131V239H132V236L131 235H133L132 233H131V235H130V233H129V235L131 236H129L131 239H130V241H129V238H128V244L129 245H126L124 242H126L125 240H124V237L125 238H127V236H125V234H127V233H125L124 234V232L122 233V234H124L123 236H122V234L121 233H117V234H113ZM133 232H135L134 230H133ZM99 232H97L96 234H98ZM155 233V234H156ZM170 234V236L171 237H169V239H167L168 238V236H169V234ZM184 232H181L180 234H183ZM48 234V235H47ZM55 234H57V236H54V237H56V240L58 241V239L59 240H62V241H60V242H62V243H60L59 244V242H56V240H55V238H54V242H52L53 240L52 239H50V237L52 238L53 237V235H55ZM60 234V235H59ZM95 234V235H96ZM152 234V233H151ZM173 234V235H172ZM179 234V235H180ZM51 235V236H50ZM73 235V234H72ZM95 235H94V237H95ZM100 235V233L98 234V236ZM141 235H143V236H141ZM166 235H168V236H166ZM174 235H176V236H174ZM47 236V237H46ZM50 236V237H49ZM75 235H73L72 237H71V240L72 239H74L73 237H74ZM119 236V237H118ZM162 236H163V238H162ZM166 236V237H165ZM49 237V239L50 240H52L51 242L52 243H50V241L49 240H46L47 238ZM57 237H59V238H57ZM111 237V238H110ZM134 237V236H133ZM149 237V238H148ZM161 237V238H160ZM174 237H177V238H175V240H173L174 242H170L169 240H171V239H173ZM182 237H184V234L182 235ZM182 237L181 238H179L180 240H182ZM61 238V239H60ZM101 238V237H100ZM106 238V239H105ZM119 238V239H118ZM144 238V239H143ZM98 239H99V237H98ZM166 239V240H165ZM184 239V238H183ZM45 240L48 242V244L50 243V246L47 244V242H45ZM74 240H76V239H74ZM89 240V241H90ZM94 240H96L95 242H94ZM122 240V244L125 246L123 249H122V247L123 246H121L120 245V243H119V241H121ZM135 240H137V241H135ZM163 240V241H162ZM179 240V241H180ZM73 241V240H72ZM90 241V242H91ZM108 241V242H107ZM114 241V242H113ZM124 241V242H123ZM170 243H169V242ZM179 241H178V243L176 244L177 245V247L179 248V247H183L184 246V243H182L181 241V246H179ZM67 242V241H66ZM65 242V243H66ZM71 242V241H70ZM132 242V241H131ZM166 242H168L169 243V248H165V243ZM184 242V241H183ZM46 243V244H45ZM73 243H75V242H73ZM95 243V244H94ZM115 243V244H114ZM118 243V244H117ZM136 243V244H137ZM141 243V244H140ZM144 243V244H143ZM162 243H164V245L162 244ZM186 243H188V242H186ZM51 244H52V246L54 247H52L51 246ZM92 244H94V245H92ZM135 244V243H134ZM156 244H158L157 246H159V247H161L160 249H159V247L157 248V246H155ZM167 244V243H166ZM173 244V245H174ZM15 245V246H14ZM46 247H45V246ZM61 246V248L64 246V252L66 253V250L69 252V251H71V249H73V251H71V254L73 253L74 255H72V256H65L64 254V252H63V256H65V257H63V256H61V254H60V252L62 253V249L60 248V246ZM63 245V246H62ZM146 245V246H145ZM161 245V246H160ZM188 245V244H187ZM187 245L185 244V246L183 247V248H187ZM79 246V245H78ZM77 246V248H79ZM168 246V245H167ZM175 246V245H174ZM189 246V245H188ZM48 247V248H47ZM57 247L59 248V249H61V251L59 250H56L57 249ZM71 247V249L69 250L68 248H70ZM173 247V246H172ZM29 248V249H28ZM52 248V249H51ZM77 248H75L76 250H77ZM142 248H140V250H142ZM148 248V249H149ZM176 248V247H175ZM177 248V250H180V249H178ZM79 249H81V248H79ZM95 249V250H94ZM126 249V250H125ZM148 249H147V251H148ZM163 249L164 250H166V251H163ZM174 251H175V249H174V247L172 248ZM89 250V251H88ZM122 250H123V253H121L122 252ZM135 250V249H134ZM137 250V249H136ZM146 250V249H145ZM172 250V251H173ZM168 251V252H167ZM68 252H67V254L66 255H69L68 254ZM76 252V253H75ZM88 252V253H87ZM155 252V253H156ZM166 252V253H165ZM59 253V254H58ZM70 253V252H69ZM158 253V252H157ZM158 253V254H159ZM80 254V256H78ZM107 254V255H106ZM83 255V257H81ZM91 255V256H90ZM100 256V255H102V256H100L99 258H98V256ZM114 255V256H113ZM118 255V257L117 258H119L118 260L117 259H114V258H116V256ZM121 255V256H120ZM61 256V257H60ZM86 256H90V257H86ZM114 258H113V257ZM63 257V260H65L66 259V261H64L63 262V260L61 259ZM71 258V259H67V258ZM76 257V256H75ZM65 258V259H64ZM86 258V259H85ZM96 258V259H95ZM97 258H98V260H97ZM170 258H172V257H170ZM169 258V259H170ZM85 259V260H84ZM91 259V260H90ZM126 259V258H125ZM93 260V261H92ZM113 260V261H112ZM73 263H72V262ZM120 261V260H119ZM96 262V263H95ZM117 263V262H116ZM69 264V263H68ZM169 264H170V262H169ZM254 264H256V263H254Z\"/></svg>",
	"mask_w": 264,
	"mask_h": 264
}]
</instances>
